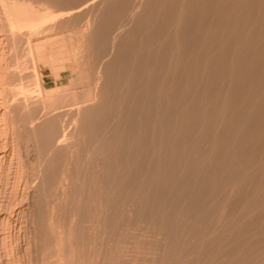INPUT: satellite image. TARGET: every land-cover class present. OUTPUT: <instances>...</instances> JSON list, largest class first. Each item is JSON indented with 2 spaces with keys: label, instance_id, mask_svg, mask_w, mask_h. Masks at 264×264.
<instances>
[{
  "label": "bare ground",
  "instance_id": "6f19581e",
  "mask_svg": "<svg viewBox=\"0 0 264 264\" xmlns=\"http://www.w3.org/2000/svg\"><path fill=\"white\" fill-rule=\"evenodd\" d=\"M67 2H68V0H66ZM79 1V0H78ZM81 1V0H80ZM79 1V2H80ZM91 1V0H90ZM103 1L104 0H102V3H103ZM112 1V0H111ZM114 1H116V0H114ZM119 1V0H118ZM126 0H124V2H125ZM131 1V0H130ZM136 1V0H135ZM134 1V2H135ZM138 1V0H137ZM149 1H151V2H153L152 0H149ZM158 1H160V0H158ZM158 1H157V3H158ZM66 2V3H67ZM73 2V0L72 1H70L69 2V4L71 5V3ZM82 2L83 1H81V4H82ZM88 2H89V0H88ZM87 2V0H86V3H88ZM108 2H109V0H108ZM120 2H121V0H120ZM126 2H128V1H126ZM125 2V3H126ZM132 2V1H131ZM144 2V1H143ZM148 2V1H147ZM150 2V4L149 3H147V4H149V6H148V10H149V8H151L152 6H151V4H154L155 5V3H151ZM154 2H156V1H154ZM63 3H64V1L63 0H0V8H2V10H3V12L2 11H0V14H1V12L4 14H1L2 16V18L4 19V16H5V23H6V26L5 27H7V29L9 30V36H7L6 35V37L5 38H7V37H10V35L12 36V38H17L18 37V34H17V32H21L22 33V29H23V31H24V29H25V32H26V30L27 31H32V29H36V28H40V27H47V25H49L50 24V22L51 21H55V20H58V18L60 17V18H62L61 16H63V15H65L66 13H68V12H66L63 8H64V5H63ZM75 3V2H74ZM83 3H85V2H83ZM94 3V2H93ZM93 3H92V6H93ZM98 3V2H97ZM104 3H107L106 1L104 2ZM115 3V2H114ZM119 2H117V4H118ZM124 3V4H125ZM133 3V2H132ZM137 3V2H136ZM145 3H146V1H145ZM161 3V5L158 3L157 5H160V7H158V9H155L153 12V14H151L150 15V13L149 12H147L146 11V9H143V10H145V12L144 13H149L147 16L148 17H150V16H152L150 19L149 18H147V20L149 21V24H147L148 25V27H149V30H146V32L147 31H149L148 32V34L145 32V35L146 36H143L142 37V35H140V36H138V37H136V40L134 41V42H132V40L133 39H131V40H129V41H131L130 43L128 42V40L126 41V42H128V47H125L126 45H124V47L121 49L120 47V51H119V53H117V52H115V54H117V60H119V64H116L115 65V69L114 68H110V69H114L116 72H115V75H112V76H114V77H112V80H108V78L106 79V82H110V87L108 86V83H106L107 84V86H108V89L110 88L111 89V91H109V92H112L113 94V96H112V99H113V104L115 103V102H118V97L116 96V94L117 93H119L120 92V90H121V93H122V90L124 89V88H122V89H120L121 87H125V85L127 86L123 91V96H120V99H121V97H123L122 98V100H119V102H121V101H123V106L122 105H117V110H118V107L119 106H122L123 107V112L121 113V114H123V116H121V118L122 117H124V119H125V121H126V124H125V127H122L121 126V128H123V129H120V130H118V131H115V133L111 136V138L109 139L110 140V142H109V144H105V142H103L102 141V146H104L103 145V143L106 145V146H108V145H112V143H111V141H113V140H115L114 141V143L116 142V145H117V143L118 142H120V144L119 145H121V147L120 146H118L119 148H120V150L119 151H117V152H115L116 154H112L111 153V149L108 147V148H106L107 149V151H105V152H107L106 154H109V156H110V154H112V156L114 155V158L116 159V162H115V160H114V158L112 159V160H114L113 162H115L114 164H110V167L108 166V164H107V166L110 168V169H112V170H116V172H119V171H124V169H126V167H128L129 166V164L126 162L127 161V159H130L131 161H129V162H134L135 164H136V166H135V168H134V170H129V172L127 171V173L128 174H126L127 176H129V180L127 181V179H126V182L127 183H124L125 185H123V186H121L122 188H123V190H124V194L123 195H125L124 197H122V195H120L121 196V199L123 200V202H120L119 203V201H118V203H116L117 204V206H115V207H118V204H120L121 205V207L119 206V208H120V210H122V205H125V204H127L129 201H132V200H130L129 199V201H128V198L130 197L129 196V194H128V192H130V191H128L127 192V190H128V188L130 187V185H132V184H136V183H143L144 184V186L145 187H143L142 189L144 190V191H149V194L147 193V195H149V197H147V199H142V200H144V201H141L140 203V207H142V209L143 210H141V212H142V215L145 213V214H147V215H150V219L147 221V222H150V220H155V221H158L162 226H170L171 228H174L175 227V224H174V220L176 219L175 217H174V220H173V216H170L171 217V219L170 218H168V216L166 217L165 215H164V211L162 212L161 211V208H162V206L163 205H167V203L168 204H172V205H176L177 204V202H179V201H177L178 199H179V194L181 193H179V187H181V185H189L190 187H192V189L194 190V194H196V192H197V194H199V189L200 188H202V187H206V188H208V195L210 196V197H212L211 195L212 194H215V192H214V190H215V188L217 189L218 187V185H221V183L219 184V180H220V177L219 176H221L222 174H223V169L225 168L226 170H231L232 168L231 167H233L234 166V158L235 157H237L238 156V153H241V149H243V147L240 149L239 147H241V145H243V144H250L249 146L252 148V154H251V156H253V158L254 157H257L258 155H261V154H264L263 152H264V0H162V2H160ZM56 4V5H55ZM59 4V5H58ZM60 4H62L63 5V8L61 7L62 5H60ZM96 4V3H95ZM95 4H94V6H95ZM99 4V3H98ZM131 4V3H130ZM129 4V5H130ZM141 4V3H140ZM147 4H145V6H147ZM69 5V7H71V9L70 10H72L71 12H74L73 10H74V8H75V6H73V5H71L70 6ZM77 5H78V3H77ZM108 5H110V3L108 4ZM123 5V4H122ZM68 6V5H67ZM91 6V7H92ZM117 6V5H116ZM121 6V5H120ZM119 6V7H120ZM127 6V5H126ZM130 6H133V4L132 5H130ZM139 6V4L137 5V7ZM151 6V7H150ZM86 7V6H85ZM109 7V6H108ZM113 7V6H112ZM118 6L116 7V8H119ZM122 7V6H121ZM125 7V6H124ZM129 7V6H128ZM137 7H135V8H137ZM143 6H141L140 7V10H141V8H142ZM156 7V6H155ZM78 7H76V9H77ZM106 8V7H105ZM104 8V9H105ZM110 9V11H111V7H109ZM134 8V7H133ZM147 8V7H146ZM153 8V7H152ZM76 9H75V12L76 13H78L77 11H76ZM94 9V11H95V8H93ZM101 9V8H100ZM104 9H103V13H104ZM107 9V8H106ZM123 9V8H122ZM83 10H85V9H83ZM108 10V11H109ZM113 10V9H112ZM126 10H128V9H126ZM135 10V9H134ZM138 10V9H137ZM151 10V9H150ZM69 11V10H68ZM86 11V10H85ZM90 11H91V9H90ZM107 11V10H106ZM118 11V10H117ZM119 11H120V8H119ZM125 11V10H124ZM129 11H131V10H129ZM80 12V11H79ZM102 12V11H101ZM100 12V13H101ZM135 12H136V10H135ZM137 12H139V11H137ZM137 12H136V14H137ZM141 12V11H140ZM75 13V14H76ZM82 13V12H81ZM107 14H108V12H106ZM110 13V12H109ZM111 13H113V14H116V12L114 13V12H111ZM128 13V12H127ZM143 13V12H142ZM144 13H143V15H144ZM69 14V13H68ZM74 14V13H73ZM80 14V13H79ZM84 14H86V13H84ZM124 14V13H123ZM141 14V13H140ZM139 14V15H140ZM70 15V14H69ZM68 15V16H69ZM78 15V14H77ZM95 15V14H94ZM105 15V14H104ZM112 15V14H111ZM80 16V15H79ZM84 16V15H83ZM91 16H92V14H91ZM101 16V15H100ZM109 16V15H108ZM124 16V15H123ZM146 16V14H145V16H144V18L142 19V15H140L139 17H138V20H137V23H135L136 25V27H135V29H134V27H133V29H134V31L133 32H129V33H126L127 35H128V37H131L133 34H137L138 35V32L140 31V30H142V31H144L142 28L144 27H142L141 28V25H142V22H143V20L147 17ZM153 16H155V22H153L152 20L154 19V17ZM0 17V18H1ZM78 17V16H77ZM82 17V16H81ZM81 17H80V21L82 20L81 19ZM87 17V16H86ZM93 17V16H92ZM107 17V16H106ZM105 17V18H106ZM114 17V19H115V17L116 16H113ZM59 18V19H60ZM65 19H66V17H64ZM95 18V17H94ZM101 18V17H100ZM102 18H104V17H102ZM124 18V17H123ZM129 18V17H128ZM153 18V19H152ZM64 19V20H65ZM84 19V18H83ZM108 19V18H107ZM107 19H104L105 21L107 20ZM110 19V18H109ZM118 19V18H117ZM117 19H116V21H117ZM136 19V18H135ZM60 20H62V19H60ZM100 20H102V19H100ZM125 20V19H124ZM59 21V20H58ZM103 21V20H102ZM112 21V20H111ZM111 21H108V22H111ZM127 21H129V20H127ZM131 21V20H130ZM152 21V23H150ZM56 22V21H55ZM61 22V21H60ZM63 22V21H62ZM68 22V21H67ZM101 22V21H100ZM118 22V21H117ZM120 22V21H119ZM135 22V21H134ZM144 22H147L146 21V19L144 20ZM143 22V23H144ZM4 22H3V24H5ZM63 23H65V22H63ZM70 23H71V21H70ZM70 23H67V27H68V24L70 25ZM104 23V22H103ZM106 23V22H105ZM128 23V22H127ZM132 23V22H131ZM1 20H0V28H1ZM98 24H99V22H98ZM97 24V25H98ZM101 24H102V22H101ZM113 24V23H112ZM130 24V23H129ZM129 24H128V26H129ZM171 24H172V26H171ZM59 25V24H58ZM61 26H62V24H60ZM83 25V24H82ZM89 25V24H88ZM96 25V26H97ZM104 25V24H103ZM117 25V24H116ZM120 25V24H119ZM122 25V24H121ZM173 25H174V28L175 29H173V30H170V29H168V27L169 26H171V27H173ZM61 26H60V28H61ZM72 26V25H71ZM108 26V25H107ZM118 26V25H117ZM123 26V25H122ZM122 26H121V28H122ZM130 26H131V24H130ZM145 26H146V23H145ZM53 27H55V26H53ZM64 27H65V25H64ZM86 27V26H85ZM101 27H102V25H101ZM109 27H110V25H109ZM132 27V26H131ZM171 27H169V28H171ZM74 28V27H73ZM99 29H100V27H98ZM111 28V27H110ZM114 28V27H113ZM118 28V27H117ZM141 28V29H140ZM147 28V26L146 27H144V29H146ZM4 29V28H3ZM3 29H0V30H3ZM45 29V28H44ZM51 29V28H50ZM59 29V28H58ZM86 29V28H85ZM104 28H102V30H103ZM108 29V28H107ZM107 29H105L104 30V32H106V30ZM115 29V28H114ZM114 29H110V30H114ZM120 29V28H119ZM125 29V28H124ZM151 29V30H150ZM52 30V29H51ZM56 30H57V28H56ZM101 30V29H100ZM102 30L100 31L101 33H103L102 32ZM127 30V29H126ZM129 30H130V28H129ZM175 30V31H174ZM36 31V30H35ZM38 31V30H37ZM86 31V30H85ZM93 31V30H92ZM99 31V30H98ZM97 31V32H98ZM108 31V30H107ZM117 31H119V30H117ZM121 31V30H120ZM132 31V30H131ZM171 31H173V32H171ZM6 32V31H5ZM38 32H40V31H38ZM52 32V31H51ZM57 32V31H56ZM59 32V31H58ZM78 31H76V33H77ZM88 32V31H87ZM89 32H91L90 30H89ZM127 32V31H126ZM141 32V31H140ZM139 32V33H140ZM1 33V32H0ZM43 33H45V32H43ZM49 33V32H48ZM53 33V32H52ZM71 33H73V32H71ZM74 33H75V31H74ZM107 33V32H106ZM122 33V32H121ZM133 33V34H132ZM143 33V32H142ZM141 33V34H142ZM2 34V33H1ZM7 34V33H6ZM17 34V35H16ZM23 34H27V33H23ZM34 34V33H33ZM78 34V33H77ZM77 34H76V38H77ZM109 34V33H108ZM114 34L116 35L117 34V32H114ZM113 34V35H114ZM16 35V36H15ZM82 35V34H81ZM85 34L83 33V36H84ZM100 35V34H99ZM102 35V34H101ZM103 35H104V33H103ZM103 35H102V37H103ZM111 35V34H110ZM113 35H111V36H113ZM19 36H20V34H19ZM24 36H26V35H24ZM27 36H28V34H27ZM31 36V35H30ZM29 36V37H30ZM41 36V35H40ZM74 36V34H72V37ZM86 36V35H85ZM84 36V37H85ZM104 36H106V35H104ZM123 36H125V35H123ZM39 37V36H38ZM69 37V36H68ZM71 37V38H72ZM83 37V38H84ZM91 37V36H90ZM102 37H101V39H102ZM114 37V36H113ZM112 37V38H113ZM122 37V36H121ZM127 37V36H126ZM125 37V38H126ZM127 37V38H128ZM5 38H3V39H5ZM11 37H10V39H12ZM15 38V40H17ZM24 39L26 38V37H23ZM59 38V37H58ZM73 38H75V37H73ZM72 38V39H73ZM108 38V37H107ZM111 38V37H110ZM110 39V40H113V39ZM2 39V40H3ZM55 39V38H54ZM57 39V38H56ZM78 39H79V37H78ZM80 39H82V38H80ZM100 39V40H101ZM106 39V38H105ZM115 39V38H114ZM121 39H123V38H121ZM7 40V39H6ZM15 40H13V41H15ZM22 40V39H21ZM21 40H20V43H21ZM57 40H60V39H57ZM56 40V41H57ZM74 40V39H73ZM83 40V39H82ZM81 40V41H82ZM117 40V39H116ZM5 41V40H4ZM19 41V40H18ZM27 41V40H26ZM46 41L47 40H45L44 41V43H45V45H48V43H46ZM51 40L49 39L48 40V42L49 43H51L50 42ZM55 41V40H54ZM55 41V42H56ZM71 41V40H70ZM107 41V40H106ZM122 41V40H121ZM124 41V40H123ZM161 41V42H160ZM8 42V41H7ZM7 42H5L6 44H7ZM15 42H17V41H15ZM14 42V43H15ZM60 42V41H59ZM78 42V41H77ZM90 42V41H89ZM108 42V41H107ZM112 42V41H111ZM158 42H160L159 44V46L157 47L156 45H155V47H153L154 48V55L153 56H148V58H150L149 60H147V57H145L146 59L145 60H147V63L145 64V63H143L142 61H137V60H135V58L136 57H134V60H135V62H133V60H132V58L133 57H131V52L135 49V48H137L138 50H140V49H142V47L144 48L145 46L147 47L145 50H147L148 49V47L150 48L154 43L155 44H157ZM13 43V44H14ZM18 44H19V42H17ZM44 43L42 42V44L41 45H37V46H35L34 44V47H36V50H38L39 51V53H40V49H42L43 48V45H44ZM82 43V42H81ZM84 43L85 42H83L82 44L84 45ZM93 43H94V41H93ZM103 43V42H102ZM106 43V42H105ZM118 43H120V41L118 42ZM118 43H116V44H118ZM12 44V43H11ZM10 44V45H11ZM17 44V45H18ZM23 44V43H22ZM21 44V45H22ZM29 44H31V43H29ZM71 44H72V42H71ZM92 44V43H91ZM101 44V43H100ZM111 44V43H110ZM115 44V45H116ZM25 45V44H24ZM53 45V44H52ZM72 45H74V44H72ZM89 45H90V43H89ZM106 45V44H105ZM104 45V46H105ZM114 45V44H113ZM7 46H9L8 44H7ZM75 46V45H74ZM73 46V47H74ZM79 46H80V43H79V45H77V47L78 48H76V50L78 49L79 50ZM92 46V45H91ZM94 46V45H93ZM102 46V45H101ZM100 46V47H101ZM108 45H106V47H107ZM110 46H112V44L110 45ZM109 46V47H110ZM118 46V45H117ZM154 46V45H153ZM13 47H16V46H13ZM22 47V46H21ZM29 47V46H28ZM45 47V46H44ZM76 47V46H75ZM80 47H82L83 48V46L81 45ZM84 47H86V46H84ZM98 47L99 46H97V48H96V50H98ZM45 48H47V47H45ZM45 48H43L44 50L43 51H45ZM62 48V47H61ZM126 50H125V49ZM2 49V48H1ZM7 49H9V48H7ZM24 48H22V50H23ZM35 49V48H34ZM103 49V48H102ZM106 49V48H105ZM115 49V48H114ZM126 51V53L125 52H122V51H124V50ZM137 49H135V50H137ZM150 49H152V47L150 48ZM36 50H34V51H36ZM53 50V49H52ZM75 50V49H74ZM75 50V51H76ZM137 50V51H138ZM144 50V49H143ZM4 51V50H3ZM2 51V52H3ZM9 51V50H8ZM8 51H6V52H8ZM10 51H12V50H10ZM25 51V50H24ZM27 51V50H26ZM29 51V50H28ZM37 51V52H38ZM47 51V50H46ZM81 51V50H80ZM90 51V50H89ZM112 51V50H111ZM110 51V52H111ZM150 51V50H149ZM152 51H153V49H152ZM151 51V53H153ZM172 51H174V55H173V57H170V55H169V53L171 52L172 53ZM5 52V51H4ZM15 52V51H14ZM30 52V51H29ZM41 52H42V50H41ZM66 52V51H65ZM82 52V51H81ZM98 52V51H97ZM106 52H108V51H106ZM109 52V53H110ZM144 52V51H143ZM142 52V53H143ZM1 53V52H0ZM24 53V52H23ZM26 53V52H25ZM24 53V54H25ZM48 53V52H47ZM82 53H84V52H82ZM91 53V52H90ZM89 53V54H90ZM99 53V52H98ZM113 53V52H112ZM122 53H123V55H122ZM126 55H125V54ZM137 53V52H136ZM146 53V52H145ZM170 53V54H171ZM5 54V53H4ZM8 54V53H7ZM10 54H13V53H11L10 52ZM49 54V53H48ZM80 54V53H79ZM85 54V53H84ZM104 54V53H103ZM102 54V55H103ZM134 54V56H136V54L135 53H133ZM132 54V55H133ZM139 54H140V52H139ZM173 54V53H172ZM172 54H171V56H172ZM3 55V54H2ZM14 55V54H13ZM72 55V54H71ZM75 55V54H74ZM77 55V54H76ZM95 54H93V56H94ZM148 55V54H147ZM48 55H46V57H47ZM68 56V55H67ZM82 56V55H81ZM98 56H100L101 57V55H98ZM137 56H138V54H137ZM139 56H141V55H139ZM138 56V57H139ZM1 57V61H3L2 60V56H0ZM10 57V56H9ZM14 57H15V55H14ZM38 57V56H37ZM40 57V56H39ZM43 57V56H42ZM75 58H78L79 56H74ZM97 57V56H96ZM111 56L110 55H108V58H110ZM19 58V57H18ZM20 58H22V57H20ZM20 58H19V60H20ZM50 57H48L47 58V60L49 59ZM74 59L73 57H71L70 56V59ZM81 58V57H80ZM79 58V59H80ZM115 58V57H114ZM144 58V57H143ZM173 58V59H172ZM11 59H13V56H12V58ZM25 59V58H24ZM69 59V61H71ZM79 59H78V62H79ZM96 59V58H95ZM115 59V60H116ZM142 59V58H141ZM173 61H172V60ZM16 60V62L14 63V64H16L17 63V59H15ZM18 60V61H19ZM22 60V59H21ZM50 60V59H49ZM100 60V59H99ZM103 60H104V58H103ZM110 60V59H109ZM116 60V61H117ZM143 60V59H142ZM25 61H27V60H25ZM25 61H22L23 63H25ZM77 61V60H76ZM105 61V60H104ZM112 61H113V58H112ZM121 61V62H120ZM136 61L137 62H139V63H136ZM78 62H76L77 64H78ZM103 62V61H102ZM106 62V61H105ZM109 62V61H108ZM144 64V65H146L145 66V68L144 69H142L143 67L141 66V68L139 69V71H137V73L140 75V79L139 80H136V79H134L133 78V76L134 75H131L132 74V72H131V66L133 65V63H136V65L137 64ZM2 63V62H1ZM6 63H8V62H6ZM12 63V62H11ZM21 63V62H20ZM26 63H29V60H28V62H26ZM47 63V62H46ZM73 63H74V61H73ZM75 63V64H76ZM80 63V62H79ZM107 63V62H106ZM13 64V65H14ZM105 64V63H104ZM141 64V65H142ZM2 65V64H1ZM1 65H0V67H1ZM11 65V64H10ZM81 65H83L82 63H81ZM101 65V64H100ZM110 65H111V63H110ZM136 65H133V66H136ZM4 66H5V62H4ZM6 66H9V65H6ZM12 66V65H11ZM15 67H16V65H14ZM18 66V65H17ZM21 67L20 68H22V65H20ZM24 66H26V65H24ZM52 66V65H51ZM107 66H109V64L107 65ZM28 67V66H27ZM31 67H32V65H31ZM81 67H83V66H81ZM100 67V66H99ZM138 67V66H137ZM136 67V68H137ZM12 68H13V66H12ZM11 68V70H14V69H12ZM26 68V67H25ZM33 68H34V66H33ZM78 68H79V66H78ZM98 68V67H97ZM107 69H108V67H106ZM106 68L104 67V69L106 70ZM7 69H9V67H7ZM7 69H5L4 70V68H3V70L5 71V72H7ZM17 69V68H16ZM27 70H28V68H26ZM25 69V70H26ZM31 69V68H30ZM80 69V68H79ZM79 69H78V71H79ZM99 69V68H98ZM104 69H102L103 70V73H104ZM137 69V70H138ZM0 70H2L1 68H0ZM2 70V71H3ZM19 70H21V69H19ZM32 70V69H31ZM76 70V69H75ZM83 70H84V67H83ZM82 70V71H83ZM33 71V70H32ZM85 71V70H84ZM107 71V70H106ZM109 71V70H108ZM111 71V70H110ZM1 72V71H0ZM9 72H12V71H9ZM9 72H7V74L9 73ZM17 72V71H16ZM15 72V73H16ZM20 72V71H19ZM22 72V71H21ZM24 72V71H23ZM23 72H22V74H23ZM26 72V71H25ZM29 73L31 72V71H28ZM28 72H26V73H28ZM34 72V71H33ZM52 72V71H51ZM59 72V71H58ZM79 72H81V71H79ZM79 72H77V74L79 73ZM97 72V71H96ZM14 73V72H13ZM13 73H11V76H12V74ZM85 73H87V72H85ZM84 73V74H85ZM109 73V72H108ZM3 74V73H2ZM1 74V75H2ZM18 74V73H17ZM20 75H22L21 73H19ZM52 74V73H51ZM82 74V73H81ZM84 74H82L83 76H84ZM114 74V73H113ZM165 74H168V75H173L174 76V78H171V79H173V80H171V81H169V80H166L168 77H166V79H164V78H161V76L162 75H164V76H166ZM16 75V74H15ZM105 75V74H104ZM167 75V76H168ZM7 76V75H6ZM31 76H33V75H31ZM98 77H99V75H97ZM107 76V75H106ZM109 76V75H108ZM163 76V77H164ZM177 76V77H176ZM4 77V76H3ZM8 77V76H7ZM9 77H10V75H9ZM17 77V76H16ZM30 77V76H29ZM33 77H35V76H33ZM78 77H80V76H78ZM77 77V78H78ZM82 77V76H81ZM87 77V76H86ZM139 77V76H138ZM171 77V76H170ZM0 78H2L1 76H0ZM11 78H13V77H11ZM15 78V77H14ZM13 78V79H14ZM19 78V77H18ZM23 78V77H22ZM27 78V77H26ZM83 78V77H82ZM16 79V78H15ZM14 79V80H15ZM25 79V78H24ZM24 79H21V80H24ZM85 79V78H84ZM83 79V80H84ZM0 80H2V79H0ZM4 80V79H3ZM8 80V79H7ZM7 80H6V82H7ZM14 80H12L13 82H14ZM30 80H31V78H30ZM36 80H37V77H36ZM35 80V81H36ZM87 80H89L88 78H87ZM96 80H97V78H96ZM105 80V79H104ZM5 81V80H4ZM11 81V80H10ZM26 81H29V80H26ZM78 81V80H77ZM9 82V81H8ZM16 82H18V81H16ZM30 82V81H29ZM33 82V81H32ZM38 82V81H37ZM83 82V81H82ZM4 83V82H3ZM24 83V82H23ZM22 83V84H23ZM87 83V82H86ZM85 83V84H86ZM95 83H96V81H95ZM98 83V82H97ZM15 82H14V87H15ZM29 83H27L26 85H28ZM36 84H38V83H36L35 82V86H36ZM73 84V83H72ZM81 84H83V83H81ZM105 84V85H106ZM133 84H138V89H134L133 88ZM4 85V84H3ZM11 84H9V86H10ZM19 85H21V83L20 84H18V85H16V88H18V89H22L21 88V86H19ZM24 85V84H23ZM31 86H32V84H30ZM34 85V84H33ZM76 85V84H75ZM78 86H79V84H77ZM12 86V85H11ZM10 86V87H11ZM20 88H19V87ZM38 86V85H37ZM36 86V87H37ZM81 86V85H80ZM79 86V87H80ZM92 86H94V85H92ZM96 86V85H95ZM99 86H101V85H99ZM103 86H104V84H103ZM106 86V87H107ZM135 87L137 86V85H134ZM6 87V86H5ZM10 87H8V85H7V89L8 90H10L9 88ZM34 87V86H33ZM35 87V88H36ZM105 86L103 87L104 89L106 88ZM40 88V87H39ZM38 87L36 88V90H38L39 89ZM65 89L66 87H62V89ZM67 88H69V86H67ZM66 88V89H67ZM72 88H73V86H72ZM77 88V87H76ZM87 88V87H86ZM92 88H95V87H92ZM101 88V87H100ZM102 88V89H103ZM133 88V89H132ZM137 88V87H136ZM4 89L5 88H3L2 86H1V81H0V165H2L3 164V162H5L6 161V159L8 158V149L6 148L7 147V145H6V143L4 144V142L1 140L2 139V136H4L5 135V133H6V131H8V128L10 127L9 126V124L11 125V123H9V120L11 121L12 120V115H11V118H9V115L10 114H12V112L13 111H11L10 113H8L11 109H13V110H15V108H17V107H20V105L19 106H17V107H15L14 105V107L13 108H11L10 110H9V108L7 107V104H6V102H8V101H6L5 99V97H4V92L6 91H4ZM59 89V88H58ZM62 89H60V90H57L58 91V93H59V91H60V93L62 92V91H64V90H62ZM88 89V88H87ZM87 89H85V93H84V90H83V93L81 92V94H83V97L85 96V99L87 98V97H89L90 95H88L87 94V92H86V90ZM103 89V93H104V91L107 89H105L104 90ZM107 89V90H108ZM8 90H7V92H8ZM12 90H13V87H12ZM20 90H19V95H18V93H17V95L19 96H17L18 98L17 99H19V100H25V99H22L20 96H23V95H20ZM27 90H29V89H27ZM31 90V89H30ZM35 90V89H34ZM41 90V89H40ZM46 90V89H45ZM70 90V89H69ZM90 89H88V91H89ZM106 90V91H107ZM18 91V90H17ZM16 91V89H15V91H11V93L10 94H13L12 92H17ZM23 91V90H22ZM32 92H33V90H31ZM39 91V90H38ZM37 91V92H38ZM52 91V90H51ZM55 93H53V94H56V90H53ZM72 91V90H71ZM82 91V90H81ZM95 91V90H94ZM23 92H25V91H23ZM22 92V94H24V96H25V94L27 93L28 94V92H25V93H23ZM35 92V91H34ZM33 92V93H34ZM70 92V91H69ZM92 92V91H91ZM90 92V93H91ZM39 93V92H38ZM52 93V92H51ZM51 93H48L47 94V97L48 98H45L44 100V102H45V104H46V100H49V105L50 106H53L54 104L57 106V108H61V110H62V106H59L58 107V103H61V102H64L65 103V101H70V103H69V105L70 106H72V108H70L69 106L67 107V105H65L64 107L66 108H70V109H67V110H73V106H77V105H79V104H81V103H83V101H81V99L80 98H82L83 99V97H82V95H77L76 93H74V92H71V93H66L65 94V92H64V94H63V92H62V94H61V96L60 97H58L59 96V94H58V98H55L54 96L52 97V94ZM100 93H101V91H100ZM5 94H6V92H5ZM9 94V95H10ZM29 94H31V93H29ZM35 94V93H34ZM80 94V93H79ZM102 94V93H101ZM7 95V94H6ZM5 95V96H6ZM8 95V96H9ZM31 95H33V94H31ZM36 95H38L37 93L34 95V97L36 96ZM40 95V94H39ZM95 94H93L92 96H94ZM106 95H109V94H107V92H106ZM119 95V94H118ZM30 96V95H29ZM79 98H78V97ZM105 96V95H104ZM103 96V97H104ZM110 96V95H109ZM16 97V96H15ZM33 97V96H32ZM95 97V96H94ZM108 97V96H107ZM23 98H27V97H23ZM36 98V97H35ZM37 98H39V96L37 97ZM37 98H36V100H37ZM77 98H78V100H77ZM90 99L92 98V97H89ZM89 98H87V100L89 99ZM98 99H99V97H97ZM105 98H106V96H105ZM110 98V97H109ZM117 98V99H116ZM8 99H10V97L8 98ZM13 99H15L14 98V95H13ZM31 99V98H30ZM30 99H27V100H29V103H30ZM95 99V98H94ZM107 99V98H106ZM11 100H12V98H11ZM10 100V101H11ZM33 100V99H32ZM35 100V101H36ZM91 100H93V99H91ZM96 100V99H95ZM94 100V101H95ZM17 101V100H16ZM39 101V100H38ZM40 101H41V99H40ZM84 101H86V100H84ZM99 101H102V100H99ZM107 101V100H106ZM111 101V100H110ZM14 102V101H13ZM13 102L12 103H10V105L11 104H13ZM21 102H23V101H20V103ZM28 101H26L25 103H27ZM32 102V101H31ZM48 102V101H47ZM89 102V101H88ZM9 103V102H8ZM18 102H15V104H17ZM24 103V104H25ZM35 103H37V102H35ZM58 105H57V104ZM100 103H102L103 105H104V103L105 102H100ZM122 103V102H121ZM28 104V103H27ZM30 104H33V103H30ZM38 104V103H37ZM37 104H35V105H37ZM41 106L44 104V103H42V101H41ZM44 104V105H45ZM63 104V103H62ZM92 103H90V105H91ZM101 104V105H102ZM9 105V104H8ZM18 105V104H17ZM34 105V104H33ZM82 105V104H81ZM86 105V104H85ZM95 105V104H94ZM105 105H107V104H105ZM105 105L103 106V108H104V110H102L101 111V106H100V108H97V109H100V111H101V113H104V111H106L105 109ZM5 106L8 108V112H7V109L5 108ZM12 106V105H11ZM29 106V105H28ZM40 106V105H39ZM39 106L37 107V108H39ZM40 106V107H41ZM47 106V104L45 105V107ZM56 106H55V109H57L56 108ZM76 106L74 107V108H76ZM96 106V105H95ZM113 106V105H112ZM21 107H22V105H21ZM24 107H26V106H24ZM36 107V106H35ZM82 107V106H81ZM91 107V106H90ZM99 107V106H98ZM115 107H116V105H115ZM27 108V107H26ZM25 108V109H26ZM33 108V107H32ZM41 108H43V107H41ZM49 108H54V107H46V108H44V109H46V110H48L47 112L49 113V111L51 110V109H49ZM77 108H79V106L77 107ZM108 108V107H107ZM6 109V110H5ZM19 109H21V108H19ZM23 109V108H22ZM40 109V108H39ZM55 109H52V110H55ZM84 109V108H83ZM116 109V108H115ZM119 109H120V107H119ZM236 110L235 112H233V110ZM30 110V109H29ZM51 110V111H52ZM60 110V111H61ZM75 110V109H74ZM79 110V109H78ZM77 110V111H78ZM109 110V109H108ZM20 111V110H19ZM28 111V110H27ZM33 111V110H32ZM34 111H35V108H34ZM36 111H37V109H36ZM41 111H43V110H41ZM57 111H58V109H57ZM59 111V112H60ZM62 111H64V110H62ZM61 111V112H62ZM66 111V110H65ZM84 111H85V109H84ZM88 111V110H87ZM95 111H97L96 109H95ZM100 111L98 112L99 114H100ZM111 111V110H110ZM109 111V113H112V115H114V113L112 112V111H114V110H112L111 112ZM122 111V110H121ZM120 110H118V112H121ZM21 112V111H20ZM39 112H40V110H39ZM45 112V111H44ZM58 112V114H60ZM71 112V111H70ZM73 112V111H72ZM93 112V111H92ZM107 112V111H106ZM115 112V111H114ZM15 113H16V110H15ZM35 113V112H34ZM37 114H39L38 112H36ZM35 113V114H36ZM55 113V112H54ZM67 113V112H66ZM77 113V112H76ZM94 113H97V112H94ZM109 113H107V114H109ZM116 113H117V111H116ZM14 114V113H13ZM23 114H25V113H23ZM26 114H27V112H26ZM45 114V113H44ZM69 114H71V113H69ZM73 114V113H72ZM79 114H81L82 115V117H81V119H82V121H84V122H87V124H86V126H84L85 124H80L81 125V127L79 126V128H81V130H84L83 132L81 131V130H79V131H81L82 133H85V131L87 132V133H89V135L90 136H93L92 134H95V131L97 130V127H99V124H101V123H98L99 122V119L98 118H95L94 116H96V117H99V116H97L98 114H96V115H92V113H87V112H84V113H79ZM120 114V113H119ZM16 116H17V114H15ZM15 115H13V117L15 116ZM34 115V114H33ZM50 115V114H49ZM57 115V114H56ZM61 115V114H60ZM60 115H57V116H60ZM65 115V114H64ZM76 115V114H75ZM116 115V114H115ZM15 116V117H16ZM36 116V115H35ZM43 116V115H42ZM41 116V117H42ZM51 116V115H50ZM52 116H53V114H52ZM61 116H63V114L61 115ZM70 116V115H69ZM72 116V115H71ZM92 116V117H91ZM104 116V115H103ZM111 116V115H110ZM119 116V115H118ZM17 117H19V116H17ZM17 117H16V119H17ZM31 117V116H30ZM95 118V119H98V121H96L97 123H95V121H92V118ZM21 118V117H20ZM23 118V117H22ZM29 118V117H28ZM37 118H38V116H37ZM37 118H35V119H37ZM47 118V117H46ZM66 118V117H65ZM72 119H73V117H71ZM116 118H118V117H116ZM115 118V119H116ZM15 119V118H14ZM25 119H27V118H25ZM44 119V118H43ZM49 120H45L46 122L43 124V125H41V124H39L40 125V127H38L37 128V130H36V136H37V134H38V136H39V138H40V140H41V144H40V146H42V148L44 149V152H45V149H47V153H48V148L50 149V147L51 146H60L61 145V147H65V143H64V145L62 146V142H64V138H65V134L67 133L68 134V132H63V131H65V129L63 130V128H65L63 125H62V127H61V125L59 126V118L58 117H55V118H52L51 117V119L50 118H48ZM75 119V118H74ZM80 119V120H81ZM112 119H113V116H112ZM30 120H32V119H30ZM29 120V121H30ZM34 120V119H33ZM68 120V119H67ZM76 120V119H75ZM75 120H74V122H75ZM78 120V119H77ZM106 120V119H105ZM111 120V119H110ZM119 120H120V118H119ZM21 121V120H20ZM20 121H18L19 123H21ZM69 121V120H68ZM67 121V122H68ZM109 121V120H108ZM113 121H114V119H113ZM117 121V120H116ZM15 121H13L12 120V123H14ZM24 122V121H23ZM33 122V121H32ZM64 122H66L65 120H64ZM63 121H62V123H64ZM66 122V123H67ZM81 122V121H80ZM118 122V121H117ZM122 122V121H121ZM217 122H219V123H217ZM27 123V122H26ZM31 123V122H30ZM30 123H27L26 124V126L29 124V126L27 127V128H31L34 124H32V126H30ZM120 123V122H119ZM15 124V123H14ZM37 124H38V121H37ZM69 124V123H68ZM67 124V125H68ZM106 124V123H105ZM111 124V123H110ZM109 124V125H110ZM122 124V123H121ZM120 124V125H121ZM220 126H219V125ZM13 125V124H12ZM15 125H17V123L15 124ZM20 126H21V124H19ZM23 125H25L24 123H23ZM71 125V124H70ZM75 125V124H74ZM114 125V124H113ZM119 125V124H118ZM123 125H124V123H123ZM216 125H218V127H219V129H218V127L216 126ZM26 126L24 127V128H26ZM38 126V125H37ZM66 126V125H65ZM76 126V125H75ZM104 126V125H103ZM107 126V125H106ZM112 126V125H111ZM116 126V125H115ZM17 127V126H16ZM23 127V126H22ZM36 127V126H35ZM71 127V126H70ZM108 127V126H107ZM110 127V126H109ZM11 128H13V126L11 127ZM19 128V127H18ZM62 128V129H61ZM68 128V127H67ZM66 128V129H67ZM78 128V127H77ZM113 128H115V127H113ZM117 128V127H116ZM217 128V129H216ZM17 129V128H16ZM23 129V128H22ZM61 129V130H60ZM106 129V128H105ZM108 129V128H107ZM21 130V129H20ZM19 130V131H20ZM63 130V131H62ZM68 130V129H67ZM100 130V133H101V128L99 129ZM111 130V129H110ZM117 130V129H116ZM12 131V130H11ZM25 131V130H24ZM27 131V130H26ZM26 131H25V133H26ZM71 131V130H70ZM108 131H109V129H108ZM113 131H114V129H113ZM76 132V131H75ZM98 132V131H97ZM96 132V133H97ZM111 132V131H110ZM109 132V133H110ZM214 132H215V134L217 133V135H215L214 134ZM16 133V132H15ZM29 132H27V134H28ZM64 133V134H63ZM81 133V134H82ZM100 133H98L99 135H100ZM102 133H104V131L102 132ZM105 133H106V131H105ZM70 134V133H69ZM107 135H111V134H108V132L106 133ZM105 134V135H106ZM14 135V134H13ZM17 135V134H16ZM26 135V134H25ZM74 135V134H73ZM76 135H77V133H76ZM78 135H80L79 133H78ZM89 135H87V137L89 136ZM106 135V136H107ZM15 136V135H14ZM14 136H12V137H14ZM21 136V135H20ZM24 136V135H23ZM33 136V135H32ZM35 136V135H34ZM98 136V135H97ZM97 136L96 135H94V137H93V139H96L97 138ZM101 136V135H100ZM103 136V135H102ZM101 136V137H102ZM215 136V137H214ZM11 137V136H10ZM11 137V138H12ZM96 137V138H95ZM10 138V139H11ZM15 138V140H17L16 138V136L14 137ZM19 138V137H18ZM22 138H24V137H22ZM22 138H21V140H22ZM31 138V137H30ZM38 138V139H39ZM66 138H69L68 137V135H67V137ZM70 138H72V137H70ZM100 138V137H99ZM104 138V137H103ZM107 138V137H106ZM35 139H37V138H35ZM82 139V138H81ZM87 139H89V138H87ZM108 139V138H107ZM211 139V141H212V144L210 143V147L208 146L209 145V143H207V142H209V140ZM12 140V139H11ZM28 140V139H27ZM66 140V139H65ZM68 140V139H67ZM66 140V141H67ZM70 141L72 140V139H69ZM74 140H75V138H74ZM92 140V138L90 139V142H92L91 141ZM101 140V139H100ZM106 140V139H105ZM104 140V141H105ZM31 141V140H30ZM69 141V142H70ZM81 141V140H80ZM84 141H85V139H84ZM83 141V142H84ZM94 141V140H93ZM17 142V141H16ZM18 142H19V140H18ZM72 142H73V140H72ZM86 142H88V141H86ZM97 142H99V139L97 140ZM96 141L94 142V143H96V145L98 144ZM101 142V141H100ZM108 142V141H107ZM106 142V143H107ZM31 143V142H30ZM32 143H33V141H32ZM40 143V142H39ZM75 143V142H74ZM78 143V142H77ZM81 143V142H80ZM113 143V144H114ZM207 143V146L209 147V148H211V149H209V153L208 154H204L203 153V151H204V149L202 148V146L203 145H205ZM35 144V143H34ZM34 144H31V145H34ZM86 144V143H85ZM91 144V143H90ZM90 144H89V147H90ZM22 145H24V141H23V144ZM22 145H20L21 146V148H22ZM27 145V144H26ZM25 145V146H26ZM39 145V144H38ZM78 145V144H77ZM82 145H83V143H82ZM88 145V144H87ZM92 145H93V143H92ZM101 145H100V148H101ZM110 145V146H111ZM115 145V144H114ZM115 145V146H116ZM18 147H19V145H17ZM48 146H50V147H48ZM71 146V145H70ZM69 146V147H70ZM74 146H76V145H74ZM113 147V150H114V148L116 149V147ZM226 148H225V147ZM248 146V145H247ZM63 147V148H64ZM93 147V146H92ZM96 147V146H95ZM118 147H117V149H118ZM228 147H230L229 148V150L227 149ZM245 148H246V146H244ZM27 148V147H26ZM35 148H36V146H35ZM70 148H72V147H70ZM77 148V147H76ZM78 148H80L79 147V145H78ZM81 148H83L82 146H81ZM78 149V151L80 152V150H82V149ZM86 148H88V147H86ZM112 148V147H111ZM19 149V148H18ZM39 149H41V148H39ZM52 149H54V150H56L55 148H51L50 150L52 151ZM68 149V146H66V150ZM104 149V148H103ZM109 149V150H108ZM206 149H207V147H206ZM205 149V150H206ZM240 149V150H239ZM248 149H250L249 147H248ZM17 150V149H16ZM53 150V151H54ZM58 150H60V149H58L57 148V152H58ZM62 150V149H61ZM64 150V149H63ZM62 150V151H63ZM77 150V149H76ZM92 150H94V149H92ZM99 150V149H98ZM24 151V150H23ZM22 151V152H23ZM31 151V150H30ZM34 151H36L35 152V155H36V153H37V150H34ZM34 151H33V153H34ZM50 151V152H51ZM53 151L51 152V153H53ZM69 150H67V152H68ZM71 151H72V149H71ZM75 151V150H74ZM83 151V150H82ZM97 150H95V152H96ZM100 151H103V150H100ZM237 151H239L238 153H237ZM243 151V150H242ZM248 151V150H247ZM28 152H29V149H28ZM76 153H77V151H75ZM74 152V153H75ZM78 152V153H79ZM87 152V151H86ZM90 152H92V151H90ZM105 152H104V154H105ZM113 152V151H112ZM206 152H208V151H206ZM19 153V152H18ZM46 153V152H45ZM62 153V152H61ZM80 153H83V152H80ZM85 153V152H84ZM97 153V152H96ZM237 153V154H236ZM243 153V152H242ZM13 154V153H12ZM22 154V153H21ZM24 154H27V153H24ZM39 154H40V152H39ZM65 154V153H64ZM63 154V155H64ZM235 154H236V156H235ZM244 154V153H243ZM242 154V155H243ZM47 155H49V154H47ZM62 155V154H61ZM67 155V154H66ZM66 155H64L65 156V159H67L68 157H66ZM72 155V154H71ZM77 155V154H76ZM82 155V154H81ZM91 155V154H90ZM92 155H93V153H92ZM95 155V154H94ZM97 155V154H96ZM96 155H95V157H96ZM241 155V154H240ZM247 155V154H246ZM25 156H27V155H25ZM29 156V155H28ZM38 156V155H37ZM78 156H79V154H78ZM83 156V155H82ZM85 156V155H84ZM98 156V155H97ZM262 156V155H261ZM264 156V155H263ZM18 157V156H17ZM44 157H46V156H44ZM44 157H42V159L44 158ZM50 157V156H49ZM51 157H53V155H51ZM63 157V156H62ZM76 157V156H75ZM80 157V156H79ZM111 157H110V160H111ZM241 157V156H240ZM249 157H250V155H249ZM20 158H21V156H20ZM37 158V157H36ZM93 158V157H92ZM99 158H100V156H99ZM104 158V157H103ZM244 158H247L245 155H244ZM243 158V160H246V159H244ZM34 159V158H33ZM38 159V158H37ZM36 159V160H37ZM51 159V158H50ZM64 159V160H65ZM70 159V158H69ZM78 159H80V158H78ZM90 159V158H89ZM97 159H98V157H97ZM249 159V158H248ZM252 159V158H251ZM255 159H257V158H254V161H252V163H251V160L249 159V164L251 165H253L254 163H256V160ZM259 159V158H258ZM257 159V160H258ZM261 159V158H260ZM260 159H259V161H260ZM263 159V158H262ZM12 160H13V158H12ZM27 160V159H26ZM25 160V161H26ZM39 160V159H38ZM43 160H48V159H43ZM43 160H41V161H43ZM52 160H53V158H52ZM55 160V159H54ZM53 160V163H56L55 161ZM104 160V159H103ZM237 160V159H236ZM242 160V159H241ZM253 160V159H252ZM19 161H22V160H19ZM19 161L17 162V163H19ZM59 161V160H58ZM63 161V160H62ZM74 161V160H73ZM78 160H76V162H77ZM80 161H81V159H80ZM96 161V160H95ZM97 161H99V160H97ZM234 161V162H233ZM238 161V160H237ZM262 161V160H261ZM24 162V161H23ZM32 162V161H31ZM35 162V161H34ZM50 162H52V161H50ZM83 162V161H82ZM104 163L106 162L105 160L103 161ZM102 162V163H103ZM108 162V161H107ZM110 162H112V161H110ZM233 162V163H232ZM245 161H243V165L244 164H246V162L244 163ZM254 162V163H253ZM264 162V161H263ZM10 163V162H9ZM27 163V162H26ZM33 163V162H32ZM40 163V162H39ZM53 163H50V165L51 164H53ZM66 162L64 161V164H65ZM68 163V162H67ZM79 163V162H78ZM93 163V162H92ZM100 163V162H99ZM217 163V165H218V163H219V165H221V167L219 168L218 166L216 167V169H215V164ZM230 163H232L233 164V166H231L230 165ZM238 163V162H237ZM241 163V162H240ZM259 163V162H258ZM258 163H256L255 165H257ZM22 164V163H21ZM30 164V163H29ZM44 164H48L49 165V163L47 162V163H44ZM57 164L58 163H56L55 165L57 166ZM62 164V163H61ZM60 164V165H61ZM63 164V170L65 169L64 168V165ZM91 164V163H90ZM106 164H104V165H106ZM128 164V166H126ZM249 164H248V166H249ZM264 164V163H263ZM16 165V164H15ZM18 165H20V164H18ZM54 164H53V167L55 166ZM70 165H71V163H70ZM74 165V164H73ZM85 165V164H84ZM99 164H97V166H98ZM230 165V166H229ZM239 165V164H238ZM251 165V166H252ZM10 166V165H9ZM28 166V165H27ZM26 166V167H27ZM33 166V165H32ZM39 167H40V164L38 165ZM42 166H43V164H42ZM41 166V167H42ZM131 167H130V169L132 168L133 169V165L131 164L130 165ZM240 166V165H239ZM248 166H247V168H248ZM262 166V165H261ZM260 166V167H261ZM16 167V166H15ZM35 167V166H34ZM33 167V169H35ZM46 167H48V166H46ZM52 167V168H53ZM58 167H59V165H58ZM68 167H69V165H68ZM77 167H78V165H77ZM96 167V166H95ZM94 167V168H95ZM212 167H214V169H212ZM224 167V168H223ZM227 167H230V168H227ZM241 167V166H240ZM239 167V168H240ZM245 166H243V167H241V169H242V172L243 171H245V170H243V168H244ZM12 168V167H11ZM30 168H32L31 166H30ZM43 168V167H42ZM42 168H40V169H42ZM45 168V167H44ZM60 168H61V166H60ZM60 168H56L57 170L56 171H60ZM66 168H67V165H66ZM104 168V167H103ZM106 168V167H105ZM104 168V169H105ZM247 168H245V169H247ZM249 168H251L250 166H249ZM9 169V168H8ZM17 169V168H16ZM25 169H27V168H25ZM47 169H49V168H47ZM67 169H71V168H67ZM73 169V168H72ZM71 169V170H72ZM74 169H76V167L74 168ZM73 169V170H74ZM89 169V168H88ZM87 169V170H88ZM104 169H103V171H104ZM233 169H236V167L235 168H233ZM232 169V171L234 172V173H237V172H235L234 170ZM241 169H240V171H241ZM18 170V169H17ZM22 170V169H21ZM27 170H29V169H27ZM45 170V169H44ZM54 170H55V168H54ZM63 170H61V171H63ZM66 170V169H65ZM92 170V169H91ZM106 170V169H105ZM109 169H107L106 171H108ZM226 170H225V172H226ZM248 170V169H247ZM259 170V169H258ZM258 170H256V171H258ZM20 171V170H19ZM37 170H35V172H36ZM48 171V170H47ZM49 171H51V170H49ZM48 171V173H50ZM52 171H53V169H52ZM55 171V172H56ZM60 171V172H61ZM78 171V170H77ZM80 171V170H79ZM93 171H94V169H93ZM92 171V172H93ZM96 172H97V169L95 170ZM111 171V170H110ZM178 171H180L182 174H183V178H181L180 176V178L181 179H179V177H178V179H177V176H178ZM236 171H238V168L236 169ZM32 172V171H31ZM40 172H41V170H40ZM43 172H45V171H43ZM58 172H56L55 173V178H56V175H58V174H60V177H61V175L62 174H64V173H58ZM84 172V171H83ZM113 172V171H112ZM125 172V171H124ZM248 172V171H247ZM34 173V172H33ZM33 173H31V174H33ZM37 174H38V171L36 172ZM36 173H34L33 175H36ZM68 173H71V172H69L68 171ZM74 173V172H73ZM72 173V174H73ZM108 173H111V172H109L108 171ZM177 173V174H176ZM7 174H8V171H7ZM17 174V173H16ZM41 174V173H40ZM46 174V173H45ZM53 174V173H52ZM76 174V173H75ZM89 174V173H88ZM95 174V173H94ZM97 174V173H96ZM95 174V175H96ZM101 174H104V172L103 173H101ZM106 174V173H105ZM112 174V173H111ZM121 174V173H120ZM124 174V173H123ZM122 174V175H123ZM249 174V173H248ZM260 174H262V173H260ZM22 175V174H21ZM44 175V174H43ZM48 175L49 174H47V177H48ZM51 175V174H50ZM70 175V174H69ZM77 175H79L78 173H77ZM95 175H93V177L95 176ZM99 175H100V173H99ZM98 175V176H99ZM113 175V174H112ZM114 175H116V177L118 176V173H114ZM121 175V176H122ZM125 174H124V177L126 176ZM223 175H225V173L223 174ZM239 175H241V173H239ZM244 175H245V173H244ZM252 175V174H251ZM16 176V175H15ZM20 176V175H19ZM26 176V175H25ZM54 176H52L53 178H54ZM103 176V175H102ZM110 176V177H109ZM108 177L109 178H111V175H109ZM226 176V175H225ZM227 176H230V174L228 175L227 174ZM260 176H262V175H260ZM259 176V177H260ZM28 177V176H27ZM37 177V176H36ZM58 177V176H57ZM66 177H67V175H66ZM66 177H65V181H66ZM92 177V176H91ZM90 177V178H91ZM92 177V178H93ZM100 177H101V175H100ZM104 177H106V175H104ZM115 177V178H116ZM123 177V176H122ZM122 177H120V178H122ZM224 177V176H223ZM235 177H237V176H235ZM234 177V178H235ZM240 177H242V175L241 176H239L238 178L239 179H241ZM247 177V176H246ZM246 177H245V179H246ZM251 177V179H252V176H250ZM259 177L257 178L258 180H259ZM23 178V177H22ZM21 178V179H22ZM30 178V177H29ZM44 178V177H43ZM49 178V177H48ZM63 178H64V176H63ZM62 178V179H63ZM88 178V177H87ZM94 178H96V176L94 177ZM94 178H93V180H94ZM102 178V177H101ZM107 178V177H106ZM108 178V179H109ZM127 178V177H126ZM193 178V179H192ZM227 178V177H226ZM229 178V177H228ZM233 177H232V179H234ZM261 178V177H260ZM7 179V178H6ZM10 179V178H9ZM18 179V178H17ZM45 179V178H44ZM57 179V178H56ZM60 179V178H59ZM73 179V178H72ZM74 179H75V177H74ZM81 179V178H80ZM82 179H84V178H82ZM81 179V180H82ZM112 179V178H111ZM114 179V178H113ZM118 179V178H117ZM192 179V180H191ZM61 180V179H60ZM90 180H92V179H90ZM96 180H97V178L95 179V182H96ZM103 180V179H102ZM120 180V179H119ZM224 181H225V179H223ZM222 180V181H223ZM226 180H228V179H226ZM230 180V179H229ZM253 180V179H252ZM256 180V179H255ZM254 180V181H255ZM257 180V181H258ZM261 180H263V179H261ZM15 181V180H14ZM18 181H20V180H18ZM34 181V178H33V180L31 179V183ZM43 181V180H42ZM48 181H50V180H48ZM53 181L55 182L56 180H54L53 179ZM58 181V180H57ZM56 181V182H57ZM65 181H63V184H64V182ZM69 181V180H68ZM79 181V180H78ZM77 181V182H78ZM86 181V180H85ZM89 181V180H88ZM104 181H106V182H109L110 180H104ZM233 181H236V180H233ZM243 180H240V182H242ZM255 182V184H256V186L258 187V182H260V181H258V182ZM264 181V180H263ZM262 181V182H263ZM9 182V181H8ZM17 182V181H16ZM44 182V181H43ZM46 182V181H45ZM44 182V183H45ZM54 182H51V183H54ZM61 182V181H60ZM93 182V181H92ZM91 182V183H92ZM98 182H100V180L98 181ZM115 182H117V181H115ZM114 182V184H116ZM120 182H123L122 180L120 181ZM125 182V181H124ZM261 182V183H262ZM7 183V182H6ZM20 183V182H19ZM24 183V182H23ZM27 183V182H26ZM48 183V182H47ZM58 183H59V181H58ZM71 183H72V181H71ZM74 183V182H73ZM80 183V182H79ZM89 183V182H88ZM109 183H111V182H109ZM109 183H107V184H109ZM119 183V182H118ZM117 183V185L119 186V184ZM132 183V184H131ZM145 183H146V185H145ZM238 183V182H237ZM245 183V182H244ZM250 184H251V182H249ZM253 183V182H252ZM43 184V183H42ZM46 184V183H45ZM56 184V183H55ZM53 184V186H56V185H58L59 187H60V185H61V187H62V184ZM77 184V183H76ZM95 184V183H94ZM100 183H98V185H99ZM103 184V183H102ZM104 184H105V182H104ZM114 184H113V182H112V185L114 186ZM123 184V183H122ZM230 184H231V182H230ZM234 184H236V183H234ZM241 184V183H240ZM246 184H248V183H246ZM254 184V185H255ZM1 185V184H0ZM14 185V184H13ZM48 185V184H47ZM70 185V184H69ZM72 185H74V184H72ZM81 185V184H80ZM82 185H83V183H82ZM81 185V186H82ZM85 185H88V184H85ZM96 185H97V183H96ZM97 185V186H98ZM101 185V184H100ZM112 185H110L111 187H113ZM17 186V185H16ZM31 186V185H30ZM91 186H92V184H91ZM95 186V185H94ZM96 186V187H97ZM103 186H106V185H103ZM116 186V185H115ZM114 186V187H115ZM129 186V187H128ZM139 186V185H138ZM233 186V185H232ZM234 186H236V185H234ZM239 186V185H238ZM243 186H244V184H243ZM264 186V185H263ZM64 187V186H63ZM83 187V186H82ZM89 187V186H88ZM100 187V186H99ZM98 187V188H99ZM120 187V186H119ZM120 187V188H121ZM135 187H136V185H135ZM190 187H187V188H189L190 189ZM220 187V186H219ZM223 187V186H222ZM225 187V186H224ZM223 187V188H224ZM245 188H246V186H244ZM256 187V188H257ZM24 188V187H23ZM45 188V189H44ZM43 189L44 190H46V188H48L46 185H45V187H44ZM55 188H57V189H61V188H58V187H55ZM73 188V187H72ZM71 188V189H72ZM75 188H78V186L77 187H75ZM80 188V187H79ZM92 188V187H91ZM107 188H109V186H107ZM116 188V187H115ZM133 188V186L131 187V189ZM136 188H140V187H136ZM221 188V187H220ZM222 188V189H223ZM242 188V187H241ZM254 188V187H253ZM24 189H26V188H24ZM64 189V188H63ZM86 189H87V187H86ZM89 189H90V187H89ZM93 191L95 192V187H93ZM101 189V188H100ZM106 189V188H105ZM110 189V188H109ZM119 189V188H118ZM127 189V190H126ZM137 189V190H138ZM181 189H183L182 187H181ZM219 189V188H218ZM231 189V188H230ZM248 189L249 190H252V188H250V186H249V184H248ZM261 189H263V188H261ZM260 189V186H259V190H261ZM27 190V189H26ZM49 190H53L52 188H50ZM48 189L46 190V192L47 191H49ZM55 190V189H54ZM54 190L52 191V193L54 192ZM66 190V189H65ZM73 190V189H72ZM71 190V191H72ZM77 190V189H76ZM90 190H92V189H90ZM90 190H87V193H88V191L90 192ZM111 190V189H110ZM126 190V191H125ZM132 190H134V189H132ZM136 190V191H137ZM139 190H141V188L139 189ZM192 190V191H193ZM232 190H234L233 188H232ZM238 190V189H237ZM242 190H244V188L242 189ZM246 191H247V188L245 189ZM249 190L247 191L248 193H253V192H258V191H256L255 189H253V190H255V191H251V192H249ZM28 191V190H27ZM42 191V190H41ZM71 191H70V193H71ZM92 191V192H93ZM97 191V190H96ZM99 191V190H98ZM108 191V190H107ZM112 191H114V189H112ZM112 191H109V192H111L112 193ZM116 192H117V190H115ZM114 191V192H115ZM119 191H120V189H119ZM136 191H134L135 193H137ZM142 191V190H141ZM144 191H143V193H144ZM146 191V192H147ZM176 191V192H175ZM177 191H178V195H177ZM188 191V190H187ZM199 191V192H198ZM202 191V190H201ZM215 191H217V190H215ZM239 191V190H238ZM262 191V190H261ZM264 191V190H263ZM63 192V191H62ZM75 192H77V191H75ZM78 192H80V191H78ZM83 191H81V193H82ZM92 192H90V194L92 193ZM101 192V191H100ZM115 192V193H116ZM122 192V189H121V191H120V193ZM132 192V191H131ZM133 192V193H134ZM139 192V191H138ZM145 192V193H146ZM190 193H191V191H189ZM231 192V191H230ZM244 192V191H243ZM242 192V193H243ZM246 192V193H247ZM27 193H29V192H27ZM55 193H56V191H55ZM55 193H53L54 195H55ZM65 193V192H64ZM103 193H106V191L105 192H103ZM110 193V194H111ZM143 193H141V196H143L142 194ZM145 193H144V195H145ZM183 193V192H182ZM186 193V192H185ZM201 193V192H200ZM203 193H204V190H203ZM218 193H221V192H218ZM218 193H216L217 195H218ZM229 193V192H228ZM236 193V192H235ZM238 193V192H237ZM40 194V193H39ZM42 194V196L43 195H45V194H43V193H41ZM49 195L51 194V193H48ZM60 194H61V192H60ZM66 194V193H65ZM64 194V195H65ZM75 194V193H74ZM77 194V193H76ZM85 194V193H84ZM90 194H88L89 196H90ZM107 194H109V193H107ZM113 194V193H112ZM117 194V197H118V193H116ZM140 194V193H139ZM189 193H187L186 195H188ZM197 194H196V196H197ZM202 194V193H201ZM222 194V193H221ZM231 194V193H230ZM234 194V193H233ZM232 194V195H233ZM244 194V193H243ZM253 194H255V193H253ZM257 194V193H256ZM260 194V193H259ZM262 194L264 195V193L262 192ZM19 195V194H18ZM37 195V194H36ZM47 195V194H46ZM46 195H45V197H46ZM62 195V194H61ZM64 195H62V196H64ZM70 195V194H69ZM88 195H87V197H88ZM91 195H95L94 193L93 194H91ZM98 195H99V192H98ZM105 195V194H104ZM114 195V194H113ZM112 195V196H113ZM147 195H145L144 197H146ZM180 195H183V194H180ZM185 195V196H186ZM200 195V194H199ZM205 195H206V193H205ZM208 195H206V200L209 198H207V196ZM226 195V194H225ZM240 195H242L241 194V192H240ZM245 196H246V194H244ZM248 196L250 195V194H247ZM252 195V194H251ZM261 195V194H260ZM41 196V195H40ZM48 196V195H47ZM53 196V195H52ZM55 196H57V195H55ZM55 196H53V200H55ZM66 196H67V194H66ZM71 196V195H70ZM75 196V195H74ZM103 195H101V197H102ZM106 196H108V195H106ZM136 196V195H135ZM202 196H204V195H202ZM201 196V197H202ZM229 196V195H228ZM231 196V195H230ZM238 196V195H237ZM1 197V196H0ZM14 197V196H13ZM30 197V196H29ZM33 197V196H32ZM76 197V196H75ZM110 197V196H109ZM109 197H105L104 199H111V197L109 198ZM136 197H138V195L136 196ZM140 197V196H139ZM188 197V200H189V196H187ZM186 197V198H187ZM194 197V196H193ZM198 197V196H197ZM200 197V196H199ZM216 197H218V196H216ZM224 197V196H223ZM222 197V198H223ZM227 197V196H226ZM257 197H259V196H257ZM263 197V196H262ZM261 196H260V198H262ZM31 198V197H30ZM34 198V197H33ZM32 198V199H33ZM58 198V197H57ZM62 198V197H61ZM77 198H78V194H77ZM99 198H100V195H99ZM116 198V197H115ZM114 198V196H113V199H115ZM120 197H118V199H119ZM142 198V197H141ZM182 198H183V196L182 197H180V199L182 200ZM204 199H205V196L203 197ZM233 198H234V196H233ZM249 198V197H248ZM5 199V198H4ZM31 199V200H32ZM37 199H38V197H37ZM43 199H44V196H43ZM42 199V197H41V199H39V200H41L39 203H37V204H42L43 202H44V200ZM47 199V198H46ZM67 199V198H66ZM100 199H102V198H100ZM99 199V200H100ZM120 199V200H121ZM136 199V198H135ZM190 199H192L191 197H190ZM211 199V198H210ZM209 199V200H210ZM213 199V198H212ZM220 199L221 198H219L218 199V201L219 202H221L220 201ZM245 199V198H244ZM9 200V199H8ZM27 200V199H26ZM30 200V201H31ZM42 200H43V202H42ZM62 200V199H61ZM75 200V199H74ZM82 200V199H81ZM96 200H97V198H96ZM98 200V201H99ZM112 200V199H111ZM116 200V199H115ZM141 200V199H140ZM139 200V201H140ZM180 200V201H181ZM183 200H184V198H183ZM187 200V199H186ZM183 201L184 203L185 202H187V201ZM223 200V199H222ZM226 200V199H225ZM243 200V199H242ZM241 200V201H242ZM249 200V199H248ZM250 200H252V198H250ZM36 200H34V202H35ZM51 201V200H50ZM89 201V200H88ZM94 203H95V198H94ZM93 201H92V198H91V205L93 204ZM102 201V200H101ZM105 201V200H104ZM106 201H109L110 202V200H106ZM105 201V202H106ZM114 200H112L111 202H113ZM117 201V200H116ZM138 200H137V203L139 202ZM191 201V200H190ZM194 201H196L197 202V199H193L192 200V202H190V203H194L195 204V202ZM200 201V200H199ZM198 201V202H199ZM212 201V200H211ZM211 201H209V202H211ZM217 201V200H216ZM254 201V200H253ZM258 201V200H257ZM10 202V201H9ZM36 202H38V200L36 201ZM42 202V203H41ZM47 202V201H46ZM73 203H75L74 201H72ZM71 202V203H72ZM86 202V201H85ZM90 202V201H89ZM88 202V203H89ZM100 202V201H99ZM110 202V203H111ZM127 202V203H126ZM136 201H134L133 203H135ZM202 203H203V199H202V201H201ZM200 202V203H201ZM218 202V203H219ZM234 202V201H233ZM254 202H256V201H254ZM27 203V202H26ZM45 203V202H44ZM51 203V202H50ZM60 203V202H59ZM80 203V202H79ZM82 203H84L83 201H82ZM98 203V202H97ZM104 203V202H103ZM108 203V202H107ZM110 203H109V206H112V205H110ZM130 203V202H129ZM129 203H128V205H129ZM181 203V202H180ZM184 203H182V205L184 204ZM188 203V202H187ZM200 203L198 204V203H196V205L198 204V205H200ZM201 203V204H202ZM205 203V202H204ZM211 203H213V202H211ZM216 203V202H215ZM223 203H224V201H223ZM228 203V202H227ZM242 203H243V201H242ZM245 203V202H244ZM248 203H249V201H248ZM247 203V204H248ZM252 203V202H251ZM258 203V205H259V201L257 202ZM47 204V203H46ZM52 204V203H51ZM76 204H78V203H76ZM111 204H113V203H111ZM171 204H170V206H171ZM208 204V203H207ZM210 204V203H209ZM219 204H221V203H219ZM230 204V203H229ZM236 204V203H235ZM234 204V205H235ZM238 204V203H237ZM261 204V203H260ZM264 204V203H263ZM1 205V204H0ZM35 205V204H34ZM89 205V204H88ZM94 205L95 204H93V208H94ZM106 205H108V204H106L105 203V206ZM127 205V206H128ZM138 205V204H137ZM177 205H180L179 203L177 204ZM188 205L189 204H187V206L186 207H188ZM190 205H192V204H190ZM189 205V206H190ZM198 205L196 206V207H198ZM203 205V204H202ZM205 205V204H204ZM211 205V204H210ZM228 205V204H227ZM226 205V206H227ZM231 205V204H230ZM248 205H250V204H248ZM255 205H256V203H255ZM254 205V206H255ZM262 205V204H261ZM38 206V205H37ZM43 206V205H42ZM50 205H48V207H49ZM55 206V205H54ZM72 206V205H71ZM76 206V205H75ZM81 206V204L79 205V207ZM86 206H87V203H86ZM126 206V207H127ZM131 206V205H130ZM133 206V205H132ZM136 206V205H135ZM184 206L185 205H183V209L184 210H186V207L184 208ZM195 206V205H194ZM209 206V205H208ZM214 206V205H213ZM219 207H220V205H218ZM223 207V208H227V207ZM238 206V205H237ZM239 206H241V205H239ZM251 206H253V204L251 205ZM15 207V206H14ZM45 207V206H44ZM52 207V206H51ZM84 207H85V204H84ZM96 207V206H95ZM113 207V206H112ZM111 207V208H112ZM123 207H125V206H123ZM138 208H139V205L137 206ZM137 207H135L136 208V210L138 209ZM168 207V206H167ZM174 207V206H173ZM173 207H171V210L173 209ZM176 207V206H175ZM174 207V208H175ZM193 208L194 209V207L193 206H190L189 207V209L190 208ZM201 207V206H200ZM198 208L199 210L202 208ZM222 207V206H221ZM229 207H231V206H229ZM228 207V208H229ZM248 207H250V206H248ZM256 207H258V206H256ZM255 207V208H256ZM260 207V206H259ZM258 207V208H259ZM264 207V206H263ZM6 208H7V205H6ZM71 208V207H70ZM90 208H92L91 206L89 207V209ZM104 208H106V207H104ZM131 208V207H130ZM164 208V207H163ZM165 208H166V206H165ZM179 208H182L181 207V205H180V207ZM231 208H233V207H231ZM247 208V207H246ZM10 209V208H9ZM38 209H40V206H39V208ZM44 209V208H43ZM58 209V208H57ZM65 209V208H64ZM74 209V208H73ZM80 209V208H79ZM82 209V208H81ZM113 209V208H112ZM189 209H187V210H189ZM193 209H192V211H193ZM211 209H213V208H211ZM222 209V208H221ZM235 209H238V208H235ZM234 209V210H235ZM249 209V208H248ZM254 209V208H253ZM48 210H49V208H48ZM88 210V209H87ZM87 210H83L84 212H86ZM94 210H96L95 208H94ZM93 210V211H94ZM119 210V211H120ZM126 209L124 208V210L123 211H125ZM134 210V209H133ZM135 210V211H136ZM170 210V209H169ZM174 210V209H173ZM175 210H177V212L179 213L180 211H178V207L175 209ZM180 210V209H179ZM214 210V209H213ZM217 210V209H216ZM215 210V212H217ZM229 210V209H228ZM243 210H246V209H244L243 208ZM251 210V209H250ZM256 210V209H255ZM6 211V210H5ZM29 211V210H28ZM32 211V210H31ZM39 211V210H38ZM41 212H37L36 211V213H39V215H40V213H42V208H41V210H40ZM47 211V210H46ZM45 211V212H46ZM82 211V210H81ZM90 212H91V214H92V217H94L95 218V220L97 221L98 220V222H99V219H96V216L100 213L99 211V213L97 214V210L95 211L96 212V214L93 212L92 213V210L90 209L89 210ZM100 211H102V210H100ZM113 211V215H114V212H116L114 209L112 210ZM122 211V212H123ZM135 211H133V212H135ZM144 211V212H143ZM166 211V210H165ZM183 211V210H182ZM191 210H189V212H190ZM196 211V212H195ZM195 211H193L192 213H196L197 214V212H199V211H197V210H195ZM222 211V210H221ZM253 211V210H252ZM258 212H259V210H257ZM261 211H262V209H261ZM263 211H264V209H263ZM59 212V211H58ZM62 212V211H61ZM73 212V211H72ZM90 212H87L86 214L88 215V218H89V215L90 214H88V213H90ZM109 212V211H108ZM189 212H187L186 211V213H189ZM243 212V211H242ZM246 212V211H245ZM5 213H7V212H5ZM33 213V212H32ZM36 213H35V216H36ZM47 213V212H46ZM48 213H50V212H48ZM127 213V212H126ZM174 213V212H173ZM182 213V212H181ZM191 213V214H192ZM224 213H225V211H224ZM223 213V214H224ZM252 213V212H251ZM257 213V212H256ZM260 213V212H259ZM262 213V212H261ZM52 214V213H51ZM50 214V215H51ZM63 214V213H62ZM68 215H69V213H67ZM71 214V213H70ZM78 214V213H77ZM84 214V213H83ZM86 214H84L85 216H86ZM94 214V215H93ZM102 214H103V216H105L106 217V215H104L105 214V212L103 213L102 212ZM101 214V215H102ZM118 214H120V213H118ZM118 214H115V218H118V217H122V218H125V216L124 215H122V216H120V215H118ZM123 214H124V212H123ZM133 214V213H132ZM166 214V213H165ZM175 214H176V211H175ZM174 214V215H175ZM180 214V213H179ZM179 214H177V218H178V215ZM185 214V213H184ZM191 214H189L190 216H191ZM194 214H192V215H194ZM215 214H218V213H215ZM220 214V213H219ZM226 214H228V212H227V209H226ZM234 214V213H233ZM238 213L236 212V215H237ZM254 214V213H253ZM42 215V217H40V220L43 218V215H45V213L43 212V214H41ZM50 215H49V217H50ZM74 215H75V212H74ZM73 215V216H74ZM79 215H80V212H79ZM82 215V214H81ZM96 215V216H95ZM100 215V214H99ZM113 215H111L112 216V218H113ZM118 215V216H117ZM128 215H130V214H128ZM136 215H137V213H136ZM141 215V216H142ZM173 215V214H172ZM182 215V214H181ZM213 215V214H212ZM225 215V214H224ZM224 215H221V217L222 216H224ZM235 215V216H236ZM262 215V214H261ZM16 216V215H15ZM34 216V217H35ZM46 216H48V215H46ZM57 216V215H56ZM71 216V215H70ZM83 216V215H82ZM82 216H81V218H82ZM109 216V213H108V215H107V217ZM117 216V217H116ZM134 216H135V213H134ZM133 216V217H134ZM138 216V215H137ZM136 216V217H137ZM139 216H140V214H139ZM141 216L139 217V218H141ZM176 216V215H175ZM184 216V215H183ZM182 216V217H183ZM210 216V218H211V215H209ZM241 216V215H240ZM244 216V215H243ZM256 216V215H255ZM263 216H264V214H263ZM25 217V216H24ZM52 217H54V216H52ZM61 217V216H60ZM66 217V216H65ZM78 217V216H77ZM99 217V216H98ZM106 217V218H107ZM136 217H135V220H137L136 219ZM148 217V216H147ZM180 217V216H179ZM185 217V216H184ZM213 217V216H212ZM230 217V216H229ZM234 217V216H233ZM238 216H236L235 218H237ZM259 217V216H258ZM37 218H39V217H37ZM37 218H35V219H37ZM45 218V217H44ZM64 218V217H63ZM67 218V220H68V217H66ZM86 218H87V216H86ZM85 218V219H86ZM90 218H91V216H90ZM93 218V219H94ZM102 219H103V217H101ZM106 218L103 220V221H105L106 220ZM122 218H121V220H122ZM128 218V217H127ZM138 218V217H137ZM146 218V217H145ZM189 218V217H188ZM191 218H192V216H191ZM199 218H201V217H199ZM203 218H204V216H203ZM205 218H206V216H205ZM203 219V220H206V219ZM208 218V217H207ZM214 218V217H213ZM217 218V217H216ZM219 218V217H218ZM223 218V217H222ZM226 218V217H225ZM231 218V217H230ZM239 218V217H238ZM243 218V217H242ZM244 218H245V216H244ZM249 218V217H248ZM49 219V218H48ZM52 219V218H51ZM54 219V218H53ZM61 219H62V217H61ZM61 219H59L60 221H61ZM83 219H84V216H83ZM82 219V220H83ZM92 219V220H93ZM110 219V218H109ZM119 219V218H118ZM143 219H144V217H143ZM181 219V218H180ZM194 221H195V216H194ZM197 219V218H196ZM232 219V218H231ZM34 220V219H33ZM40 220L38 219V221L40 222ZM43 221H45L44 219H42ZM50 220V219H49ZM48 220V221H49ZM114 220V219H113ZM112 220V221H113ZM120 220V219H119ZM126 220V219H125ZM134 220V219H133ZM139 220V219H138ZM137 220V221H138ZM142 220V219H141ZM177 220V219H176ZM175 220V223H177V221ZM186 220H188L187 218H186ZM189 220H191L190 218H189ZM211 220V219H210ZM219 220V219H218ZM224 220V219H223ZM233 220H234V218H233ZM237 220V219H236ZM3 221V220H2ZM5 221V220H4ZM35 221V220H34ZM34 221H32L33 223H34ZM42 221V222H43ZM64 221V220H63ZM69 221V220H68ZM70 221H72V220H70ZM85 221V220H84ZM88 221V223H89V219L87 220ZM102 221V220H101ZM116 221H117V219H116ZM116 221H113V222H115V224L117 223ZM123 221H124V219H123ZM140 221V220H139ZM146 221V220H145ZM171 221H173V222H171ZM201 221V220H200ZM31 222V223H32ZM41 222V224H39L40 226H42L44 223H42ZM46 222V221H45ZM54 222V221H53ZM52 222V220L48 223L49 224V226H51V224L53 223ZM56 222V221H55ZM55 222H54V224H55ZM86 222V221H85ZM106 222H109L108 220H106ZM127 223H128V220L126 221ZM158 222H156V223H158ZM189 222V221H188ZM195 222H197V220L195 221ZM199 222V221H198ZM197 222V223H198ZM203 222V221H202ZM206 222V221H205ZM256 222V221H255ZM263 222V221H262ZM29 223V222H28ZM30 223V224H31ZM51 223V224H50ZM58 223V222H57ZM71 223V222H70ZM82 223H83V221H82ZM87 223V222H86ZM104 223V222H103ZM122 223V222H121ZM126 223V224H127ZM129 223H130V220H129ZM128 223V224H129ZM133 223V222H132ZM137 223V222H136ZM178 223H179V220H178ZM178 223L176 224V226H178ZM35 224H36V222H35ZM37 224H38V222H37ZM62 224H63V222H62ZM90 224H92V223H90ZM98 224V223H97ZM97 224H95L96 226H97ZM100 224H102V222L100 223ZM100 224H99V228H101L100 227ZM187 224V223H186ZM194 224V227H195V223H193ZM193 224H191V225H193ZM206 224V223H205ZM211 224H212V222H211ZM211 224H209V226L208 227H210V225ZM216 224V223H215ZM236 224H237V222H236ZM264 224V223H263ZM33 225V224H32ZM31 225V226H32ZM56 225V224H55ZM55 225H53L54 227H55ZM59 224H57V226H58ZM67 225V224H66ZM69 226L71 225V224H68ZM80 225V224H79ZM82 225V224H81ZM83 225H84V223H83ZM82 225V226H83ZM105 225V224H104ZM108 225V224H107ZM110 225V224H109ZM121 225V224H120ZM130 225V224H129ZM136 225V224H135ZM146 225V224H145ZM196 225H198V224H196ZM226 225V224H225ZM253 225V224H252ZM21 226V225H20ZM45 226H46V228H47V222H46V224L44 225V226H42L43 228H36L37 230H42L43 231V229H45ZM63 226H64V224H63ZM69 226H68V228H69ZM78 226V225H77ZM81 226V227H82ZM95 226V227H96ZM102 226H103V224H102ZM111 226V225H110ZM109 226V227H110ZM115 226H118L117 224L115 225ZM122 226H123V228L124 227H127L126 225L124 226V222H123V224H122ZM164 226V227H165ZM172 226H174V227H172ZM180 226V225H179ZM188 226V225H187ZM204 226H206V225H204ZM219 226V225H218ZM227 226V225H226ZM236 226V225H235ZM234 226V227H235ZM244 227H245V224L243 225ZM254 226V225H253ZM34 227V226H33ZM36 227V226H35ZM59 227H61V225L59 226ZM80 227V228H81ZM109 227H107V228H104V229H108L109 230ZM129 227V226H128ZM127 227V228H128ZM135 227V226H134ZM138 227V226H137ZM148 227V226H147ZM170 227L168 228L170 231H171V229H170ZM192 227V226H191ZM193 227V228H194ZM228 227H229V224H228ZM49 228V227H48ZM62 228V227H61ZM67 228V229H68ZM70 228H72L71 226H70ZM76 228V227H75ZM92 228V227H91ZM102 228V229H103ZM118 228H119V226H118ZM121 229H122V227H120ZM120 228H119V230H120ZM126 228V229H127ZM136 228V227H135ZM151 228V227H150ZM163 228V227H162ZM179 228H181V226L179 227ZM178 228V229H179ZM212 228H213V226H212ZM217 228V227H216ZM220 228V227H219ZM50 229H51V227H50ZM56 229H57V227H56ZM76 229H78V228H76ZM96 229H98V228H96ZM103 229V230H104ZM110 229H111V227H110ZM116 229V228H115ZM154 229V228H153ZM175 229L176 228H174L173 230L175 231ZM206 229H208V228H206ZM215 229V228H214ZM229 229H231V228H229ZM255 229V228H254ZM264 229V228H263ZM34 230V229H33ZM47 230V229H46ZM64 230H65V227H64ZM64 230H62V232L64 231ZM74 230V229H73ZM72 230V231H73ZM78 230H80V229H78ZM86 230H89V229H86ZM92 230V229H91ZM94 230V229H93ZM113 230H114V228H113ZM123 230V229H122ZM122 230H120V233L122 232ZM129 230V229H128ZM151 229H149V231H150ZM158 230V233H161L162 234V232L160 231V229L158 228V229H156L155 231H157ZM162 230V229H161ZM172 230V231H173ZM197 230V229H196ZM202 230V229H201ZM212 230V229H211ZM211 230H209V231H211ZM226 230V229H225ZM234 230V229H233ZM246 230V229H245ZM253 230V229H252ZM19 231V230H18ZM47 231H49V229L47 230ZM47 231H46V233H47ZM55 231V229H52L51 230V232H54ZM59 231V230H58ZM61 231V230H60ZM83 231V230H82ZM100 231H102V230H100ZM115 232H116V230H114ZM125 231V230H124ZM133 231V230H132ZM152 231V230H151ZM154 231V230H153ZM162 231H164V230H162ZM167 231V230H166ZM169 231V232H170ZM178 231V230H177ZM183 231V230H182ZM181 231V232H182ZM204 231H206V230H204ZM203 231V232H204ZM242 231H244V230H242ZM259 231V230H258ZM16 232V231H15ZM21 232V231H20ZM50 231L48 232V236L50 237L49 239H50V241L49 242H51V237L53 238V236H51L50 235V233H51ZM69 232V231H68ZM97 232V231H96ZM144 232V231H143ZM168 232V231H167ZM168 232V233H169ZM176 232V231H175ZM174 232V233H175ZM180 232V231H179ZM190 232H191V230H190ZM214 232V231H213ZM213 232H212V234H213ZM227 232H228V230H227ZM251 232V231H250ZM254 232V231H253ZM30 233V232H29ZM43 233V232H42ZM45 232L43 233V236L46 234ZM55 234H56V232H54ZM73 233V232H72ZM71 233V234H72ZM80 232H78V234H79ZM88 233V232H87ZM90 233V232H89ZM94 233H95V231H94ZM93 233V234H94ZM118 233V232H117ZM147 233V232H146ZM151 233V232H150ZM164 233V232H163ZM168 233H166V234H168ZM186 233H187V231H186ZM192 233V232H191ZM197 233H198V231H197ZM208 233V232H207ZM223 233V232H222ZM34 234H37V233H35L34 232ZM60 234V233H59ZM58 234V235H59ZM67 234V233H66ZM70 234V233H69ZM91 234H92V232H91ZM101 234V233H100ZM99 234V235H100ZM103 234H105L106 235V233H103ZM108 235H109V233H107ZM112 234V233H111ZM113 234H114V232H113ZM132 234V233H131ZM165 234V235H166ZM179 234V233H178ZM251 234V233H250ZM256 234V233H255ZM1 235H3V234H1ZM37 235H39V231H38V234ZM41 235V234H40ZM62 235V234H61ZM65 235V234H64ZM63 235V237H65ZM73 235H75V234H73ZM81 235V234H80ZM79 235V236H80ZM86 235V234H85ZM96 235V234H95ZM97 235H98V233H97ZM102 235V234H101ZM108 235H107V237H108ZM116 235H119V234H116ZM133 235V234H132ZM152 235V234H151ZM173 235V234H172ZM171 235V236H172ZM188 235V234H187ZM200 235V234H199ZM198 235V236H199ZM216 235V234H215ZM228 235V234H227ZM227 235H226V237H227ZM231 235V234H230ZM249 235V234H248ZM8 236V235H7ZM48 236L46 237V235L43 237V240L41 241L44 245L45 244H47V243H44L43 241L44 240H48ZM57 237V235H54V237ZM60 236V235H59ZM67 236V235H66ZM79 236H77L76 237V240L77 239H81L82 238V235H81V238H79ZM120 236V235H119ZM131 236V235H130ZM168 237H169V235H167ZM166 236V237H167ZM170 236V237H171ZM177 236V235H176ZM189 236H191V235H189ZM194 236H196V235H194ZM206 236H207V234H206ZM212 236H214V235H212ZM239 236V235H238ZM245 236H247V235H245ZM251 236V235H250ZM261 236V235H260ZM4 237V236H3ZM9 237V236H8ZM33 237V236H32ZM47 238V239H44V238ZM56 237H55V239H56ZM62 237V236H61ZM61 237H60V239H61ZM71 237V236H70ZM73 237H75V236H73ZM73 237H72V240H74L73 239ZM91 237H92V239H93V236L91 235ZM114 237V236H113ZM127 237V236H126ZM134 237V236H133ZM154 237V236H153ZM161 237V236H160ZM165 237V236H164ZM167 237V239H170V238H168ZM175 237V236H174ZM173 237V238H174ZM180 237V236H179ZM202 237H203V235H202ZM210 237V236H209ZM208 237V238H209ZM216 237V236H215ZM18 238V237H17ZM35 238V237H34ZM34 238H32V239H34ZM41 238H42V236H41ZM58 238V237H57ZM68 238H69V235H68ZM67 238V239H68ZM83 238H85L84 236H83ZM87 238V237H86ZM119 238V237H118ZM125 238V237H124ZM138 238V237H137ZM158 238V237H157ZM196 238H198V237H196ZM195 238V239H196ZM220 238V237H219ZM231 238V237H230ZM233 238H234V236H233ZM245 238V237H244ZM253 238V237H252ZM1 240H2V238H0ZM4 239V238H3ZM6 239V238H5ZM55 239L53 238L52 240H54L53 242L55 243L56 241H55ZM64 239H66V238H64ZM99 239V238H98ZM117 239V238H116ZM135 239H136V237H135ZM163 239V238H162ZM161 239V240H162ZM172 239V238H171ZM207 239V238H206ZM237 239V238H236ZM250 239V238H249ZM31 240V239H30ZM57 240V239H56ZM58 240H59V238H58ZM62 241H63V239H61ZM70 240V239H69ZM68 240V241H69ZM87 240V239H86ZM91 240V239H90ZM125 240H127V239H125ZM125 240H124V242H125ZM172 240H175V239H172ZM177 240V239H176ZM182 240V239H181ZM198 240V239H197ZM204 240V239H203ZM211 240V239H210ZM213 240V239H212ZM241 240V239H240ZM244 240V239H243ZM4 241V240H3ZM60 241V240H59ZM80 242H81V245H82V241L81 240H79ZM78 241V242H79ZM89 241V240H88ZM87 241V242H88ZM92 241H96L97 242V240H95V236H94V240H91V242ZM130 241V240H129ZM168 241V240H167ZM177 241H179V240H177ZM199 241V240H198ZM246 241V240H245ZM250 241V240H249ZM2 242V241H1ZM0 242V243H1ZM36 242V241H35ZM34 242V243H35ZM38 242H40V241H38ZM52 242V243H53ZM70 242V241H69ZM72 242V241H71ZM70 242V244L72 245V243ZM83 242H85V241H83ZM96 242H94V243H96ZM107 242V241H106ZM149 242V241H148ZM170 242H171V240H170ZM175 242V241H174ZM180 242V241H179ZM179 242H178V244H179ZM201 242V241H200ZM203 242V241H202ZM206 242V241H205ZM228 242V241H227ZM234 242V241H233ZM236 242V241H235ZM241 242V241H240ZM37 243V242H36ZM35 243V244H36ZM75 243H76V241H75ZM86 243V242H85ZM109 243V242H108ZM135 243V242H134ZM144 243V242H143ZM160 243V242H159ZM185 243V242H184ZM187 243V242H186ZM185 243V244H186ZM211 243V242H210ZM245 243V242H244ZM43 244L41 245V246H43ZM62 244H63V242H62ZM65 244V243H64ZM63 244V245H64ZM70 244H69V246H70ZM74 244V243H73ZM78 244V247L80 246V244L79 243H77ZM77 244H74V246H76ZM84 244V243H83ZM91 244V243H90ZM90 244H88L90 247H91V245ZM106 244V243H105ZM104 244V245H105ZM125 244H127V241H126V243ZM158 244V243H157ZM171 244V243H170ZM181 244V243H180ZM198 244V243H197ZM201 244V243H200ZM212 244V243H211ZM221 244V243H220ZM224 244V243H223ZM223 244H221L222 246H223ZM231 244V243H230ZM28 245V244H27ZM51 246H52V248H53V246H59L60 244H50ZM66 245V244H65ZM64 245V246H65ZM93 245H95V244H93ZM92 245V246H93ZM100 245V244H99ZM159 245V244H158ZM176 245H177V242H176ZM237 245V244H236ZM240 245V244H239ZM261 245V244H260ZM34 246V245H33ZM40 246V245H39ZM49 247V244L48 245H46V247ZM63 246V247H64ZM68 246V247H69ZM74 246H71V247H73L72 249L74 250L75 249V247ZM83 246H85V244L83 245ZM128 246V245H127ZM148 246V245H147ZM152 246V245H151ZM153 246H155L154 244H153ZM161 246V245H160ZM164 246V245H163ZM210 246V245H209ZM221 246V247H222ZM238 246V245H237ZM259 246V245H258ZM257 246V248H259ZM2 247V246H1ZM5 246H3V248H4ZM26 247H28V246H26ZM48 247L45 249V248H43L42 247V250H43V252H44V249H45V251L47 250V252L51 249V248H49L48 249ZM60 247H61V245H60ZM59 247V248H60ZM70 247V248H71ZM78 247H77V249H78ZM86 247V246H85ZM96 247V246H95ZM103 247V246H102ZM122 247V246H121ZM131 247V246H130ZM178 247L180 248V245H178ZM188 247V246H187ZM192 247V246H191ZM212 247V246H211ZM230 247V246H229ZM233 247V246H232ZM253 247V246H252ZM25 248V247H24ZM35 248H37V247H35ZM55 248H58V247H54L53 249L55 250ZM62 248V247H61ZM61 248H60V250H61ZM87 248H89V247H87ZM119 248V247H118ZM129 248V247H128ZM132 248H133V246H132ZM143 248V247H142ZM159 248V247H158ZM164 248V247H163ZM175 248V247H174ZM183 247H181V249H182ZM185 248H186V246H185ZM249 248H251V247H249ZM249 248H247V249H249ZM255 248V247H254ZM264 248V247H263ZM17 249V248H16ZM19 249V248H18ZM31 249V248H30ZM40 249H41V247H40ZM53 249H51V250H53ZM66 249V251L69 249H67V248H65ZM82 250H83V248H81ZM93 249V248H92ZM95 249V248H94ZM93 249V250H94ZM108 249V248H107ZM111 249V248H110ZM176 249H178V248H176ZM191 249V248H190ZM214 249V248H213ZM222 249H224V248H222ZM236 249H237V247H236ZM238 249H239V247H238ZM246 249V250H247ZM261 249V248H260ZM1 250V249H0ZM63 251H64V248L62 249ZM76 250V249H75ZM81 250V251H82ZM84 250H86V249H84ZM83 250V251H84ZM91 250V249H90ZM90 250H88V253H89V251ZM92 250V252H94ZM95 250H97V249H95ZM113 250V249H112ZM140 250V249H139ZM188 250V249H187ZM37 251V250H36ZM39 252L41 251V250H38ZM37 251V252H38ZM56 251V250H55ZM62 251V252H63ZM68 251H70L69 253H71V250L69 249ZM67 251V252H68ZM77 251V250H76ZM82 251V254H84V252ZM87 251V250H86ZM103 251V250H102ZM108 251V250H107ZM115 251V250H114ZM166 251V250H165ZM184 251H186L185 249H184ZM183 251V252H184ZM228 251V250H227ZM250 251V250H249ZM264 251V250H263ZM262 251V252H263ZM4 252H6L5 250H4ZM17 252V251H16ZM27 252H28V250H27ZM35 252V251H34ZM38 252V253H39ZM42 252V251H41ZM42 252V253H43ZM46 252V253H47ZM61 252V251H60ZM65 252V251H64ZM78 252V251H77ZM91 252V253H92ZM175 252V251H174ZM181 252V251H180ZM187 252V251H186ZM186 252H184V253H186ZM229 252V251H228ZM245 252V251H244ZM255 252V251H254ZM7 253V252H6ZM25 253V252H24ZM33 253V252H32ZM36 253V252H35ZM34 253V254H35ZM51 253V252H50ZM57 253H58V251H57ZM95 253V252H94ZM113 253V252H112ZM129 253H131V252H129ZM176 253V252H175ZM229 253H231V252H229ZM241 253V252H240ZM252 253V252H251ZM10 254V253H9ZM43 254H45V252L43 253ZM49 254V253H48ZM60 254V253H59ZM64 254H66V252L65 253H63L62 255H64ZM98 254V253H97ZM132 254V253H131ZM187 254V253H186ZM185 254V255H186ZM189 254H190V252H189ZM197 255H198V253H196ZM242 254V253H241ZM29 255V254H28ZM30 255H31V253H30ZM36 255V254H35ZM47 255V254H46ZM51 255V254H50ZM58 255V254H57ZM56 255V256H57ZM61 255V254H60ZM68 254H66V256H67ZM71 255V254H70ZM86 254H84L83 256H85ZM88 255V254H87ZM86 255V256H87ZM90 255V254H89ZM105 255V254H104ZM111 255H113V254H111ZM137 255V254H136ZM167 255V254H166ZM195 255V254H194ZM230 255V254H229ZM238 255V254H237ZM261 255V254H260ZM40 256H45V255H40ZM40 256H39V258H40ZM53 256V255H52ZM55 256V255H54ZM53 256V257H54ZM91 256V255H90ZM110 256V255H109ZM130 256V255H129ZM133 256V255H132ZM147 256V255H146ZM176 256H177V254H176ZM196 256V255H195ZM202 256V255H201ZM200 256V257H201ZM231 256V255H230ZM239 256H240V254H239ZM261 256H264V255H261ZM22 257V256H21ZM46 258H47V256H45ZM51 257V256H50ZM63 258H64V256H62ZM114 257V256H113ZM117 257V256H116ZM192 257V256H191ZM194 257V256H193ZM197 257V256H196ZM215 257V256H214ZM229 257V256H228ZM232 257V256H231ZM256 257V256H255ZM18 258V257H17ZM42 258H44V257H41V260H42ZM56 258V257H55ZM63 258H61V259H63ZM98 258V257H97ZM120 258V257H119ZM141 258V257H140ZM139 258V259H140ZM146 258V257H145ZM186 258V257H185ZM189 258V257H188ZM216 258V257H215ZM238 258V257H237ZM241 258H242V256H241ZM245 258V257H244ZM263 258V257H262ZM48 259H50L49 257H48ZM51 259H53L52 257H51ZM72 259V258H71ZM89 259V258H88ZM147 259V258H146ZM171 259V258H170ZM194 259H195V257H194ZM219 258H217V260H218ZM227 259V258H226ZM243 259V258H242ZM246 259V258H245ZM44 260V259H43ZM54 260V259H53ZM94 260V259H93ZM110 260V259H109ZM119 260V259H118ZM123 260V259H122ZM125 260V259H124ZM150 260V259H149ZM154 260V259H153ZM157 260V259H156ZM187 260V259H186ZM190 259H188L187 261H189ZM216 260V261H217ZM258 260H259V258H258ZM39 261V260H38ZM61 261V260H60ZM60 261H59V263H60ZM63 262L65 261V260H62ZM81 261V260H80ZM79 261V262H80ZM85 261V260H84ZM86 261H88V260H86ZM127 261V260H126ZM133 261V260H132ZM137 261V260H136ZM145 261V260H144ZM173 261V260H172ZM190 261H192V260H190ZM234 261V260H233ZM47 262V261H46ZM63 262H61V263H63ZM205 262H208V261H205ZM219 262H221V261H219ZM231 262V264H232V261H230ZM239 262V261H238ZM237 262V263H238ZM246 262V261H245ZM261 262V261H260ZM13 263V262H12ZM39 263V262H38ZM60 263V264H61ZM75 263V262H74ZM96 263V262H95ZM119 263V262H118ZM149 263V262H148ZM172 263V262H171ZM188 263V262H187ZM204 263V262H203ZM217 263V262H216ZM223 263V262H222ZM227 263V262H226ZM253 263V262H252ZM1 264V263H0ZM37 264V263H36ZM45 264V263H44ZM127 264V263H126ZM139 264V263H138ZM153 264H154V262H153ZM167 264H168V262H167ZM185 264V263H184ZM189 264V263H188ZM191 264H193V263H191ZM214 264H215V262H214ZM235 264V263H234ZM245 264V263H244ZM247 264V263H246Z\"/></svg>",
  "mask_w": 264,
  "mask_h": 264
},
{
  "label": "rangeland",
  "instance_id": "374dc122",
  "mask_svg": "<svg viewBox=\"0 0 264 264\" xmlns=\"http://www.w3.org/2000/svg\"><path fill=\"white\" fill-rule=\"evenodd\" d=\"M64 1V3H63V5H64V8H63V5L62 4H60V5H62L61 7L66 11V12H68V13H66L65 15H63V16H61L62 18H60V19H62V20H60L59 18H58V20H55V21H51L50 22V24L49 25H47V27H40V28H36V29H32V31L30 30V31H27L26 30V32H25V29H24V31H23V29L21 30L22 31V33L19 31V32H17V34H18V37L16 38L17 40H15V38H12V36L10 35V37L12 38V39H10V37H7V38H5L6 37V35L7 36H9V30L7 29V27H5L6 26V23H5V16H4V19L1 17L2 15L1 14H3L2 12H3V10H2V8H0V11H2L1 12V14H0V20H1V28L0 29H3V30H0V32L2 33H0V56H2V60L3 61H1V57H0V65H1V69L3 70V68H4V70L5 69H7V67H9V69H7V72H9V71H12V72H9L8 74H7V72H5L4 70L2 71V70H0L1 72H0V76L2 77V78H0V79H2V80H0L1 81V86L3 87V88H5L4 89V91L6 92V94H5V92H4V97L6 98L5 100L6 101H8V102H6V104H7V107L9 108V110L11 109V108H13L14 106L15 107H17V106H19L20 105V107H17V108H15V110H16V113H15V110H13V109H11L10 111L8 110V108L5 106V108L7 109V112L8 113H10L11 111H13L12 112V114H10L9 115V118H11V115H12V120L13 121H15L14 123L16 124L17 123V125H15L14 123H12V120L10 121L9 120V123H11V125L9 124V128H8V131H6V133H5V135L4 136H2V141L4 142V144L6 143V145H7V149L9 150L8 151V158L6 159V161L5 162H3V164L2 165H0V238H2V240L0 239V263L1 264H60L61 262H63L62 260H65L63 263H61V264H153V262H154V264H167V262H168V264H191V263H193V264H214V262H215V264H231V262L230 261H232V264H264V256H261V255H264V216H263V214H264V211H263V209H264V195L262 194V192L264 193V154H261V155H258L257 157H254V158H261L260 159V161H259V159L257 160V159H255L256 160V163H258L257 165H255L256 163H254L255 161H254V158H253V156H251V150H252V146L250 147L249 145V143L247 144H243V145H241V147H239L240 149L243 147V149H239L240 151H241V153H238L239 151H237V153H238V156L237 157H235L234 159V166H233V162L232 163H230V165L231 166H233V167H231L232 169L233 168H235L236 167V169L238 168V171H236V169H233L235 172H237V173H234L233 171H232V169L230 170H226L224 167V169H223V174L225 173V175H221V176H219L220 177V180H219V184L221 183V185H218L217 187L219 188H215V190H217V191H215L214 190V192H215V194H212L211 196L212 197H210L209 195H208V188H206V187H202V188H200L199 189V191L202 193H200L199 191V194H197V192H196V194H197V196H196V194H194L195 192H194V190L192 189V187H190L189 185H181V187L183 188V189H181V187H179V193L180 194H183V195H180L179 194V196L180 197H182L183 196V198H184V200H183V198H182V200L180 199V197H179V199L177 200V201H179V202H177V204L179 203L180 205H181V207L182 208H179L180 207V205H172L171 203V206H170V204H168L167 203V205H163L162 206V208H161V211L163 212L164 211V215L167 217L168 216V218H170L171 219V217L170 216H173L172 218H173V220H174V217L177 219H175L176 221H177V223H178V220H179V223H178V226H176V224L177 223H175V220H174V224H175V227L174 226H172V227H174V228H176L175 229V231L173 230L174 228H171L170 226H162L158 221H155V220H150V222H147L150 218V215H147V214H143L142 215V212H141V210H143L142 209V207H140V202L141 201H144L145 199H147V197H149V195H147V193L149 194V191H144L142 188L143 187H145L144 186V184L143 183H136V184H132V185H130V187L128 188V190H127V192L128 191H130V192H128V194H129V198H128V201H129V199L130 200H132V201H129L128 203H129V205H128V203L127 204H125V205H122V210H120V208H119V206L121 207V205L120 204H118V207H115V206H117V204L116 203H118V201H119V203L120 202H123V200L121 199V196L120 195H122V197H124L125 195H123L125 192H124V190H123V188L121 187V186H123V185H125L124 183H127L126 182V179H127V181L129 180V176H127L126 174H128L127 173V171L129 172V170H134V168H135V166H136V164L134 163V162H129V161H131L130 159H127V163L129 164V166H128V164L126 165V166H128V167H126V169H124V171H119V172H116V170H112V169H110L111 167H110V164H114L115 162H116V159L114 158V155L112 156V154L114 153V154H116L115 152H117V151H119L120 150V148L118 147V146H120L121 147V145H119L120 144V142H118L117 143V145H116V142L114 143V141L115 140H113V141H111V143H112V145L110 146V145H108V146H106L105 144H109V142H110V138H111V136L115 133V131H118V130H120V129H123V128H121V126L122 127H125V124H126V121H125V119H124V117H122L121 118V116H123V114H121L122 112H123V101H121V102H119V100H122V98L123 97H121V99H120V96H123V90L127 87L126 85H125V87H121L120 89H122V88H124L123 90H122V93H121V90H120V92L119 93H117L116 94V96L118 97V102H115L114 104H113V99H112V92H109V91H111V89L109 88L108 89V86L110 87V82L108 83V82H106V79L108 78V80H112V77H114V76H112V75H115V65L116 64H119L118 62H119V60H117L118 58H117V54H115V52H117V53H119V51H120V48L123 46L124 47V45H126L125 47H128L127 45H128V42L130 43L131 41H129V40H131V39H133L132 40V42H134L135 40H136V37H138V36H140V35H142V37L143 36H146L145 35V32H146V30H149V27H148V25L147 24H149V19L152 17V16H150V17H148L147 15L150 13V15L151 14H153L155 11V9H158V7H160V5H161V3L160 2H162V0H160V1H158V0H154V1H156V2H154L153 0V2H151V1H149V0H126V1H128V2H124V0H121V2H120V0L118 1V0H116V1H114V0H109V2H108V0H104L103 1V3H102V0H89V2H88V0H87V2L88 3H86V0H81V1H83V2H85V3H83L82 2V4H81V1L79 2L78 0H73V2L71 3V5H73V6H75V8H74V12H71L72 10H70L71 9V5L69 4V2L70 1H72V0H68V2L66 1V0H63ZM107 2V3H104V2ZM135 1V2H134ZM144 1V2H143ZM145 1H146V3H145ZM148 1V2H147ZM157 1H158V3L160 4V5H157L158 3H157ZM67 2V3H66ZM75 2V3H74ZM94 2V3H93ZM99 4H98V3ZM115 2V3H114ZM117 2H119L118 4H117ZM137 2V3H136ZM150 2L151 3H155V5L154 4H151V6L153 7H151V8H149V10H148V6H149V4H150ZM77 3H78V5H77ZM92 3H93V6H92ZM96 3V4H95ZM110 3V5H108ZM125 3V4H124ZM131 3V4H130ZM141 3V4H140ZM147 3H149V4H147ZM94 4H95V6H94ZM123 4V5H122ZM132 5L133 4V6H130V5ZM139 4V6L137 7V5ZM145 4H147V6H145ZM56 5V4H55ZM59 5V4H58ZM68 5V6H67ZM69 5L71 6V7H69ZM119 7L120 5L122 6H120L119 8H120V11H119V8H116L117 6ZM127 5V6H126ZM86 6V7H85ZM92 6V7H91ZM111 7V11L109 10L110 8L109 7ZM113 6V7H112ZM125 6V7H124ZM129 6V7H128ZM141 6H143L142 8H141V10H140V7ZM156 6V7H155ZM158 6V7H157ZM76 7H78L77 9H76ZM107 9H106V8ZM134 7V8H133ZM135 7H137V8H135ZM147 7V8H146ZM70 8V9H69ZM73 8V7H72ZM93 8H95V11H94V9ZM101 8V9H100ZM105 8V9H104ZM123 8V9H122ZM75 9H76V11L78 12V13H76L75 12ZM83 9H85V10H83ZM90 9H91V11H90ZM103 9H104V13H103ZM113 9V10H112ZM126 9H128V10H126ZM136 10V12L137 11H139V12H137V14H136V12H135V10ZM138 9V10H137ZM143 9H146V11L147 12H149V13H144L145 12V10H143ZM151 9V10H150ZM264 9V8H263ZM69 10V11H68ZM107 10V11H106ZM109 10V11H108ZM118 10V11H117ZM125 10V11H124ZM129 10H131V11H129ZM80 11V12H79ZM102 11V12H101ZM141 11V12H140ZM154 11V12H153ZM82 12V13H81ZM101 12V13H100ZM106 12H108V14L106 13ZM110 12V13H109ZM111 12H116V14H113V13H111ZM128 12V13H127ZM144 13V15H143V13ZM74 13V14H73ZM76 13V14H75ZM80 13V14H79ZM84 13H86V14H84ZM124 13V14H123ZM141 13V14H140ZM78 14V15H77ZM91 14H92V16H91ZM95 14V15H94ZM105 14V15H104ZM112 14V15H111ZM142 15V19L144 18V16H145V14H146V21L147 22H144V20H143V22H142V25H141V28L144 26V27H146L147 26V28L146 29H144V27L142 28L144 31H142V30H140L139 32H138V35L136 34H133L131 37H128V35L126 34V33H129V32H133L134 31V29H135V23H137V20H138V17L140 16V15ZM4 15V14H3ZM69 15V16H68ZM80 15V16H79ZM84 15V16H83ZM101 15V16H100ZM109 15V16H108ZM124 15V16H123ZM78 16V17H77ZM82 16V17H81ZM87 16V17H86ZM107 16V17H106ZM113 16H116L115 17V19H114V17ZM64 17H66V19L64 18ZM80 17H81V21H80ZM95 17V18H94ZM101 17V18H100ZM102 17H104V18H102ZM106 17V18H105ZM124 17V18H123ZM129 17V18H128ZM154 17V19L152 20L153 22H155V16H153ZM84 18V19H83ZM108 18V19H107ZM110 18V19H109ZM118 18V19H117ZM136 18V19H135ZM147 18H149L148 20H147ZM65 19V20H64ZM100 19H102V20H100ZM104 19H107L106 21L104 20ZM116 19H117V21H116ZM125 19V20H124ZM112 20V21H111ZM127 20H129V21H127ZM131 20V21H130ZM151 20V19H150ZM61 21V22H60ZM65 22V23H63V22ZM68 21V22H67ZM70 21H71V23H70ZM102 22V24H101V22ZM108 21H111V22H108ZM120 21V22H119ZM135 21V22H134ZM152 21L150 22V23H152ZM3 22L5 23V24H3ZM98 22H99V24H98ZM104 22V23H103ZM106 22V23H105ZM128 22V23H127ZM132 22V23H131ZM67 23H70V25L68 24V27L66 26L67 25ZM113 23V24H112ZM131 24V26H130V24ZM145 23H146V26H145ZM59 24V25H58ZM60 24H62V26L60 25ZM83 24V25H82ZM89 24V25H88ZM98 24V25H97ZM104 24V25H103ZM118 26H117V25ZM120 24V25H119ZM123 26H122V25ZM128 24H129V26H128ZM5 25V26H4ZM64 25H65V27H64ZM72 25V26H71ZM97 25V26H96ZM101 25H102V27H101ZM108 25V26H107ZM109 25H110V27H109ZM53 26H55V27H53ZM60 26H61V28H60ZM86 26V27H85ZM121 26H122V28H121ZM171 26H172V24H171ZM171 26H169V27H171ZM74 27V28H73ZM98 27H100V29L102 30V28H104L103 30H102V32L104 33V35H106V36H104L103 35V33H101L100 31V29L98 28ZM115 29H114V28ZM118 27V28H117ZM133 27H134V29H133ZM168 27V29H170V30H173V29H175L174 28V25H173V27H171V28H169ZM45 28V29H44ZM52 30H51V29ZM56 28H57V30H56ZM59 28V29H58ZM86 28V29H85ZM108 28V29H107ZM120 28V29H119ZM125 28V29H124ZM129 28H130V30H129ZM140 28V29H141ZM105 29H107L106 30V32H104V30ZM110 29H114V30H110ZM127 29V30H126ZM36 30V31H35ZM40 31V32H38V31ZM86 30V31H85ZM89 30L91 31V32H89ZM93 30V31H92ZM99 30V31H98ZM117 30H119V31H117ZM121 30V31H120ZM132 30V31H131ZM151 30V29H150ZM6 31V32H5ZM53 33H52V32ZM57 31V32H56ZM59 31V32H58ZM74 31H75V33H74ZM76 31H78L77 33H76ZM88 31V32H87ZM98 31V32H97ZM127 31V32H126ZM175 31V30H174ZM43 32H45V33H43ZM49 32V33H48ZM71 32H73V33H71ZM114 32H117V34L115 35L114 34ZM122 32V33H121ZM143 32V33H142ZM148 32L149 31H147L146 33L148 34ZM171 32H173V31H171ZM7 33V34H6ZM23 33H27L28 34V36H27V34H23ZM34 33V34H33ZM83 33L86 35H84L83 36ZM109 33V34H108ZM142 33V34H141ZM16 34V35H17ZM19 34H20V36H19ZM72 34H74V36L73 37H75V38H73L72 37ZM76 34H77V38H76ZM82 34V35H81ZM100 34V35H99ZM103 35V37H102V35ZM113 35V36H111V35ZM15 35V36H16ZM24 35H26V36H24ZM31 35V36H30ZM41 35V36H40ZM123 35H125V36H123ZM5 36V37H4ZM30 36V37H29ZM39 36V37H38ZM69 36V37H68ZM91 36V37H90ZM122 36V37H121ZM128 38H127V37ZM136 36V37H135ZM23 37H26L25 39L23 38ZM59 37V38H58ZM74 39H72V38ZM78 37H79V39H78ZM84 37V38H83ZM101 37H102V39H101ZM108 37V38H107ZM113 39V40H110L111 38ZM126 37V38H125ZM141 37V36H140ZM141 37V38H142ZM3 38H5V39H3ZM55 38V39H54ZM60 39V40H57V39ZM80 38H82V39H80ZM106 38V39H105ZM115 38V39H114ZM121 38H123V39H121ZM3 39V40H2ZM7 39V40H6ZM22 39V40H21ZM51 40L50 42L51 43H49L48 42V40ZM101 39V40H100ZM117 39V40H116ZM135 39V40H134ZM5 40V41H4ZM13 40H15V41H17V42H19V44L17 43V42H15V41H13ZM19 40V41H18ZM20 40H21V43H20ZM27 40V41H26ZM45 40H47L46 41V43H48V45H45V43H44V41ZM56 42H55V41ZM71 40V41H70ZM82 40V41H81ZM108 42H107V41ZM122 40V41H121ZM124 40V41H123ZM128 40V42H126ZM8 41V42H7ZM60 41V42H59ZM78 41V42H77ZM90 41V42H89ZM93 41H94V43H93ZM112 41V42H111ZM120 41V43H118ZM5 42H7V44L9 45V46H7V44L5 43ZM15 42V43H14ZM42 42L44 43V45H43V48H45V47H47V48H45V51H43L44 49L42 48V49H40V53H39V51L38 50H36V47H34V45L35 46H37V45H41L42 44ZM71 42H72V44H74V45H72L71 44ZM83 42H85L84 43V45L82 44ZM103 42V43H102ZM106 42V43H105ZM161 42V41H160ZM160 42H158L157 44H153L151 47H152V49H153V51H152V49H150L149 47H148V49L147 50H145L147 47L145 46L144 48L142 47V49H140V50H138L137 48H135V49H137V50H133L132 52H131V57H133L132 58V60H133V62H135V60H137V61H142L143 63H147V60H149L150 58H148V56H153L155 53H154V51L157 49H155L154 50V48L153 47H155V45L157 46H159L160 44ZM12 43V44H11ZM14 43V44H13ZM23 43V44H22ZM29 43H31V44H29ZM79 43H80V46L82 45L83 46V48L82 47H80L79 46V50L77 49L76 50V48H78L77 47V45H79ZM89 43H90V45H89ZM92 43V44H91ZM101 43V44H100ZM112 44V46H110L111 44ZM116 43H118V44H116ZM11 44V45H10ZM18 44V45H17ZM22 44V45H21ZM25 44V45H24ZM34 44V45H33ZM53 44V45H52ZM108 45L107 47H106V45ZM114 44V45H113ZM116 44V45H115ZM92 45V46H91ZM94 45V46H93ZM102 45V46H101ZM105 45V46H104ZM118 45V46H117ZM122 45V46H121ZM13 46H16V47H13ZM22 46V47H21ZM29 46V47H28ZM45 46V47H44ZM74 46V47H73ZM84 46H86V47H84ZM97 46H99L98 47V50H96V48H97ZM101 46V47H100ZM110 46V47H109ZM157 46V47H158ZM62 47V48H61ZM120 47V48H119ZM122 47V48H123ZM2 48V49H1ZM7 48H9V49H7ZM22 48H24L23 50H22ZM35 48V49H34ZM103 48V49H102ZM106 48V49H105ZM115 48V49H114ZM121 48V49H122ZM53 49V50H52ZM76 51H75V50ZM125 49V48H124ZM123 49V50H124ZM144 49V50H143ZM5 52H4V51ZM9 50V51H8ZM10 50H12V51H10ZM25 50V51H24ZM27 50V51H26ZM30 52H29V51ZM34 50H36V51H34ZM41 50H42V52H41ZM47 50V51H46ZM82 52H84V53H82ZM90 50V51H89ZM112 50V51H111ZM126 50V49H125ZM122 51V52H125L126 53V51ZM150 50V51H149ZM3 51V52H2ZM6 51H8V52H6ZM15 51V52H14ZM38 51V52H37ZM66 51V52H65ZM99 53H98V52ZM106 51H108V52H106ZM111 51V52H110ZM144 51V52H143ZM151 51L153 52V53H151ZM10 52L11 53H13L14 55H15V57H14V55L13 54H10ZM25 54H24V53ZM49 54H48V53ZM91 52V53H90ZM110 52V53H109ZM113 52V53H112ZM137 52V53H136ZM139 52H140V54H139ZM143 52V53H142ZM146 52V53H145ZM5 53V54H4ZM8 53V54H7ZM80 53V54H79ZM90 53V54H89ZM104 53V54H103ZM124 53V54H125ZM133 53H135L136 54V56H134V54ZM171 53V52H170ZM169 53V55H170V57H173V55H174V51H172V56H171V54ZM3 54V55H2ZM72 54V55H71ZM75 54V55H74ZM77 54V55H76ZM93 54H95L94 56H93ZM103 54V55H102ZM120 54V53H119ZM133 54V55H132ZM137 54H138V56L139 55H141V56H137ZM148 54V55H147ZM46 55H48L47 57H46ZM68 55V56H67ZM82 55V56H81ZM98 55H101V57L100 56H98ZM108 55H110L111 57L110 58H108ZM122 55H123V53H122ZM126 55V54H125ZM10 56V57H9ZM12 56H13V59H11L12 58ZM38 56V57H37ZM40 56V57H39ZM43 56V57H42ZM70 56L71 57H73L74 59H70ZM74 56H79L78 58H75ZM97 56V57H96ZM20 57H22V58H20V60H19V58ZM48 57H50L48 60H47V58ZM81 57V58H80ZM115 57V58H114ZM134 57H136L135 58V60H134ZM144 57V58H143ZM145 57H147V60H145L146 58ZM25 58V59H24ZM80 58V59H79ZM96 58V59H95ZM103 58H104V60L107 62H105L104 60H103ZM112 58H113V61H112ZM117 58V59H116ZM143 60H142V59ZM174 58V57H173ZM172 58V59H173ZM15 59H17V63L16 64H14L15 62H16V60ZM22 59V60H21ZM69 59L71 60V61H69ZM78 59H79V62H78ZM100 59V60H99ZM110 59V60H109ZM117 61H116V60ZM171 59V60H172ZM19 60V61H18ZM25 60H27V61H25ZM28 60H29V63H26V62H28ZM77 60V61H76ZM22 61H25V63H23ZM73 61H74V63H73ZM103 61V62H102ZM109 61V62H108ZM136 61V63H139V62H137ZM173 61V60H172ZM2 62V63H1ZM4 62H5V66H4ZM6 62H8V63H6ZM12 62V63H11ZM14 62V63H13ZM21 62V63H20ZM47 62V63H46ZM76 62H78V64L76 63ZM121 62V61H120ZM76 63V64H75ZM81 63L83 64V65H81ZM105 63V64H104ZM110 63H111V65H110ZM136 63H133V65H136ZM141 63V62H140ZM13 66V68H12V66ZM16 65V67L14 66V65ZM101 64V65H100ZM109 64V66H107ZM142 64V63H141ZM137 64L136 66H131L132 68H131V72H132V74L131 75H134L133 76V78L134 79H136V80H139L140 79V75L137 73V71H139V69L141 68V66L143 67L142 69H144L145 68V66L146 65H144V64ZM6 65H9V66H6ZM18 65V66H17ZM20 65H22V68H20L21 66ZM24 65H26V66H24ZM31 65H32V67H31ZM52 65V66H51ZM28 66V67H27ZM33 66H34V68H33ZM78 66H79V68H78ZM81 66H83L84 67V70H83V67H81ZM100 66V67H99ZM138 66V67H137ZM28 68V70L26 69V68ZM99 69H98V68ZM104 67L106 68V67H108V69L106 68V70L104 69ZM137 67V68H136ZM11 68L12 69H14V70H11ZM17 68V69H16ZM34 71H32L31 69ZM110 68H114V69H110ZM139 68V69H138ZM19 69H21V70H19ZM26 69V70H25ZM76 69V70H75ZM78 69H79V71H81V72H79L78 71ZM102 69H104V73H103V70ZM138 69V70H137ZM83 70V71H82ZM109 70V71H108ZM111 70V71H110ZM17 71V72H16ZM20 71V72H19ZM23 72V74H22V72ZM28 72V71H31L30 73L28 72V73H26V72ZM52 71V72H51ZM59 71V72H58ZM97 71V72H96ZM14 72V73H13ZM16 72V73H15ZM77 72H79L78 74H77ZM85 72H87V73H85ZM109 72V73H108ZM3 73V74H2ZM11 73H13L12 74V76H11ZM18 73V74H17ZM19 73H21L22 75H20ZM52 73V74H51ZM84 74V76L82 75V74ZM114 73V74H113ZM2 74V75H1ZM16 74V75H15ZM105 74V75H104ZM8 77H7V76ZM9 75H10V77H9ZM31 75H33V76H35V77H33V76H31ZM97 75H99V77L97 76ZM107 75V76H106ZM109 75V76H108ZM166 76H164V75H162L161 76V78H164V79H166V77H168L166 80H169V81H171V80H173V79H171V78H174V76L173 75H168V74H165ZM168 75V76H167ZM4 76V77H3ZM17 76V77H16ZM30 76V77H29ZM78 76H80V77H78ZM83 78H82V77ZM87 76V77H86ZM139 76V77H138ZM164 76V77H163ZM171 76V77H170ZM11 77H15L14 79L13 78H11ZM19 77V78H18ZM23 77V78H22ZM27 77V78H26ZM36 77H37V80H36ZM78 77V78H77ZM177 77V76H176ZM25 78V79H24ZM30 78H31V80H30ZM85 78V79H84ZM87 78L89 79V80H87ZM96 78H97V80H96ZM5 81H4V80ZM8 79V80H7ZM21 79H24V80H21ZM84 79V80H83ZM105 79V80H104ZM6 80H7V82H6ZM11 80V81H10ZM12 80H14V82L16 83L15 84V87L13 86L14 85V82L12 81ZM26 80H29V81H26ZM36 80V81H35ZM78 80V81H77ZM9 81V82H8ZM16 81H18V82H16ZM33 81V82H32ZM38 81V82H37ZM83 81V82H82ZM95 81H96V83H95ZM4 82V83H3ZM24 82V83H23ZM35 82L36 83H38V84H36V86L39 88L38 90H36V86H35ZM87 82V83H86ZM98 82V83H97ZM21 83V85H19V86H21V90L20 89H18V88H16V85H18V84H20ZM24 85H23V84ZM27 83H29L28 85H26ZM73 83V84H72ZM81 83H83V84H81ZM86 83V84H85ZM106 83H108V86H107V84ZM4 84V85H3ZM9 84H11L10 86H9ZM30 84H32V86L30 85ZM34 84V85H33ZM76 84V85H75ZM77 84H79V86L77 85ZM103 84H104V86L108 89H104L103 87ZM106 84V85H105ZM7 85H8V87H10L9 89L10 90H8L7 89ZM92 85H94V86H92ZM96 85V86H95ZM99 85H101V86H99ZM134 85H137L136 87L134 86ZM6 86V87H5ZM18 86V87H19ZM34 86V87H33ZM67 86H69V88H67ZM72 86H73V88H72ZM12 87H13V90H12ZM36 87V88H35ZM62 87H66L65 89L63 88L62 89ZM77 87V88H76ZM90 89L89 91H88V89ZM92 87H95V88H92ZM101 87V88H100ZM20 88V87H19ZM59 88V89H58ZM105 90L104 91V93H103V89ZM133 88L134 89H138L139 87H138V84H133ZM132 88V89H133ZM15 89H16V91L17 92H12L13 94H10L11 93V91H15ZM27 89H29V90H27ZM33 90V92L36 94H38V95H36L35 97L37 98L38 96H39V98H37V100H36V98L34 97V93L31 91V90ZM35 89V90H34ZM41 89V90H40ZM46 89V90H45ZM60 89H62V90H64V91H62L63 92V94H64V92H65V94L68 92V93H71V92H74V93H76L77 95H82V97H83V94H81V92L83 93V90H84V93H85V89H87L86 90V92H87V94L88 95H90L89 97H92L91 99H93V100H91L89 97H87V98H89L88 100H87V98L85 99V96L83 97V99L82 98H80L81 99V101H83V103H81V104H79V105H75L76 106V108H74L75 106H73V110L71 109L70 111L69 110H67V109H70V108H72V106H70L69 105V103H70V101H65V103L64 102H61V103H56L57 105H58V107L59 106H62V110H64V111H62L61 110V108H57V106L54 104L53 106H50L49 105V100H46V104H47V106L46 107H54V108H49V109H55V106H56V108L58 109V111H57V109H55V110H50L49 111V113L47 112L48 110H46V109H44V108H46L45 107V98H48L47 97V94L48 93H51L52 94V97L54 96L55 98H58V97H60L61 96V94H62V92L60 93ZM70 89V90H69ZM7 90H8V92H7ZM19 90H20V95H23V96H20L22 99H25V100H19V99H17L19 96ZM25 91V92H28V94L26 93L25 94V96H24V94H22V92L23 91ZM52 90V91H51ZM53 90H56V94H53V93H55ZM57 90H60L59 91V93H58V91ZM72 90V91H71ZM82 90V91H81ZM95 90V91H94ZM39 93H38V92ZM70 91V92H69ZM92 91V92H91ZM100 91H101V93H100ZM25 92H23V93H25ZM91 92V93H90ZM106 92H107V94H109V95H106ZM17 93H18V95H17ZM29 93H31V94H33V95H31V94H29ZM67 93V94H68ZM80 93V94H79ZM10 94V95H9ZM40 94V95H39ZM58 94H59V96H58ZM93 94H95L94 96H92ZM119 94V95H118ZM6 95V96H5ZM9 95V96H8ZM13 95H14V98L15 99H13ZM30 95V96H29ZM106 96V98H105V96ZM112 95V96H111ZM16 96V97H15ZM18 96V97H17ZM33 96V97H32ZM58 96V97H57ZM104 96V97H103ZM108 96V97H107ZM10 97V99H8ZM23 97H27V98H23ZM62 97V96H61ZM78 97V96H77ZM97 97H99V99L97 98ZM110 97V98H109ZM11 98H12V100H11ZM31 98V99H30ZM79 98V97H78ZM78 98H77V100H78ZM96 100H95V99ZM27 99H30L31 101H30V103H33V104H30L29 103V100H27ZM33 99V100H32ZM40 99H41V101H42V103H44L42 106H41V101H40ZM79 99V100H80ZM117 99V98H116ZM11 100V101H10ZM17 100V101H16ZM36 100V101H35ZM39 100V101H38ZM78 100V101H79ZM84 100H86V101H84ZM95 100V101H94ZM99 100H102L103 102H105L104 103V105L105 104H107V105H105V110L107 111H104V113H101V111L102 110H104V108H103V104L102 103H100V102H102V101H99ZM107 100V101H106ZM111 100V101H110ZM14 101V102H13ZM20 101H23V102H21L20 103ZM26 101H28L27 103H25ZM48 101V102H47ZM89 101V102H88ZM13 102V104H11L10 105V103H12ZM15 102H18L17 104H15ZM35 102H37V103H35ZM25 103V104H24ZM63 103V104H62ZM90 103H92L91 105H90ZM9 104V105H8ZM35 104H37V105H35ZM68 104V105H67ZM86 104V105H85ZM96 106H95V105ZM102 104V105H101ZM122 105V106H119L120 107V109H119V107H118V110H122L121 112H118V110H117V105ZM14 105V106H13ZM21 105H22V107H21ZM29 105V106H28ZM41 107H43V108H41ZM65 105H67V107L69 106L70 108H65L64 106ZM113 105V106H112ZM115 105H116V107H115ZM24 106H26V107H24ZM36 106V107H35ZM39 106V108H37ZM79 106V108H77ZM82 106V107H81ZM91 106V107H90ZM99 106V107H98ZM100 106H101V111H100V109H97V108H100ZM33 107V108H32ZM108 107V108H107ZM19 108H21V109H19ZM23 108V109H22ZM26 108V109H25ZM34 108H35V111H34ZM85 109V111H84V109ZM116 108V109H115ZM5 109V110H6ZM30 109V110H29ZM36 109H37V111H36ZM75 109V110H74ZM79 109V110H78ZM95 109L97 110V111H95ZM109 109V110H108ZM21 112H20V111ZM28 110V111H27ZM33 110V111H32ZM39 110H40V112H39ZM41 110H43V111H41ZM62 112H61V111ZM66 110V111H65ZM78 110V111H77ZM88 110V111H87ZM112 111V110H114V111H112L113 113H114V115H112V113H109V111ZM45 111V112H44ZM60 111V112H59ZM73 111V112H72ZM93 111V112H92ZM100 111V114L98 113ZM110 111V112H111ZM116 111H117V113H116ZM236 110L234 109L233 110V112H235ZM26 112H27V114H26ZM36 112H38L39 114H35ZM55 112V113H54ZM58 112L62 115L63 114V116H61L60 114H58ZM67 112V113H66ZM77 112V113H76ZM84 112H87V113H92V115L94 116V115H96V114H98L97 116H99V117H96V116H94L95 118H98L99 119V122L98 123H101V124H99V127H97V130L95 131V134H92L93 136H90L89 135V133H87L86 131H85V133H82L84 130H81V128H79V126L81 127V125L80 124H85L84 126H86V124H87V122H84V121H82V119H81V117H82V115L81 114H79V113H84ZM94 112H97V113H94ZM103 112V111H102ZM14 113V114H13ZM23 113H25V114H23ZM45 113V114H44ZM69 113H71V114H69ZM73 113V114H72ZM107 113H109V114H107ZM120 113V114H119ZM15 114H17V116H19V117H17ZM34 114V115H33ZM51 116H50V115ZM52 114H53V116H52ZM60 115V116H57V115ZM65 114V115H64ZM76 114V115H75ZM116 114V115H115ZM13 115H15L16 117H17V119H16V117L14 116L13 117ZM36 115V116H35ZM43 115V116H42ZM70 115V116H69ZM72 115V116H71ZM104 115V116H103ZM111 115V116H110ZM119 115V116H118ZM31 116V117H30ZM37 116H38V118H37ZM42 116V117H41ZM81 116V117H80ZM112 116H113V119H114V121H113V119H112ZM21 117V118H20ZM23 117V118H22ZM29 117V118H28ZM47 117V118H46ZM51 117L52 118H55V117H58L60 120H59V126L61 125V127H62V125L65 127V128H63V130L65 129V131H63L64 133L65 132H68V134L66 133L65 134V138H64V142H62V146L64 145V143H65V147L63 148V147H61V145L60 146H48V147H50V149L51 148H55L56 150H54V149H52V151H53V153H51L52 151L48 148V153H47V149H45V152H44V149L42 148V146H40V144H41V140H40V138H39V136H38V134H37V136H36V130H37V128L38 127H40V125L39 124H41V125H43L46 121L45 120H49L48 118H50L51 119ZM66 117V118H65ZM71 117H73V119L71 118ZM92 117V116H91ZM92 118V121H98V119H95V118ZM116 117H118V118H116ZM15 118V119H14ZM25 118H27V119H25ZM35 118H37V119H35ZM44 118V119H43ZM76 120H75V119ZM116 118V119H115ZM119 118H120V120H119ZM30 119H32V120H30ZM34 119V120H33ZM69 121H68V120ZM78 119V120H77ZM81 119V120H80ZM106 119V120H105ZM111 119V120H110ZM21 120V121H20ZM30 120V121H29ZM64 120L67 122H64ZM74 120H75V122H74ZM109 120V121H108ZM118 122H117V121ZM18 121H20L21 123H19ZM24 121V122H23ZM33 121V122H32ZM37 121H38V124H37ZM62 121L64 122V123H62ZM81 121V122H80ZM95 121V123H97ZM122 121V122H121ZM30 123V126H32V124H34L31 128H27L28 126H29V124L26 126V124L27 123ZM120 122V123H119ZM23 123L25 124V125H23ZM43 123V124H42ZM69 123V124H68ZM106 123V124H105ZM111 123V124H110ZM122 123V124H121ZM123 123H124V125H123ZM217 123H219V122H217ZM13 124V125H12ZM19 124H21V126L19 125ZM68 124V125H67ZM71 124V125H70ZM76 126H75V125ZM110 124V125H109ZM114 124V125H113ZM119 124V125H118ZM121 124V125H120ZM220 124V123H219ZM218 124V125H219ZM38 125V126H37ZM66 125V126H65ZM104 125V126H103ZM108 127H107V126ZM112 125V126H111ZM116 125V126H115ZM218 125H216L217 127H218ZM13 126V128H11ZM17 126V127H16ZM23 126V127H22ZM26 126V128H24ZM36 126V127H35ZM71 126V127H70ZM110 126V127H109ZM220 126V125H219ZM19 127V128H18ZM68 127V128H67ZM78 127V128H77ZM113 127H115V128H113ZM117 127V128H116ZM17 128V129H16ZM23 128V129H22ZM61 128V129H62ZM68 130H67V129ZM101 128V133H100V129ZM106 128V129H105ZM109 129V131H108V129ZM21 129V130H20ZM60 129V130H61ZM111 129V130H110ZM113 129H114V131H113ZM117 129V130H116ZM217 129V128H216ZM218 129H219V127H218ZM12 130V131H11ZM20 130V131H19ZM26 131V133H25V131ZM71 130V131H70ZM79 130H81V131H79ZM76 131V132H75ZM98 131V132H97ZM104 131V133H102ZM105 131H106V133L108 132V134H111L110 136L109 135H107L106 133H105ZM111 131V132H110ZM16 132V133H15ZM27 132H29L28 134H27ZM97 132V133H96ZM110 132V133H109ZM63 133V134H64ZM70 133V134H69ZM76 133H77V135H76ZM78 133L80 134V135H78ZM82 133V134H81ZM98 133H100V135L102 136H100ZM218 133V132H217ZM217 133L215 134V132H214V134L215 135H217ZM17 137L16 139L17 140H15V136ZM17 134V135H16ZM26 134V135H25ZM74 134V135H73ZM107 136H106V135ZM21 135V136H20ZM24 135V136H23ZM33 135V136H32ZM35 135V136H34ZM67 135H68V137L69 138H66L67 137ZM87 135H89L88 137H87ZM94 135H98L97 136V138L96 139H93V137H94ZM12 136H14V137H11ZM19 137V138H18ZM22 137H24V138H22ZM31 137V138H30ZM70 137H72V138H70ZM100 137V138H99ZM104 137V138H103ZM108 139H107V138ZM110 137V138H109ZM215 137V136H214ZM12 140H11V139ZM21 138H22V140H21ZM35 138H37V139H35ZM39 138V139H38ZM74 138H75V140H74ZM82 138V139H81ZM87 138H89V139H87ZM92 138V142H90V139ZM28 139V140H27ZM67 141H66V140ZM69 139H72L73 140V142H72V140L70 141ZM84 139H85V141H84ZM99 139V142H97V140ZM101 139V140H100ZM106 139V140H105ZM18 140H19V142H18ZM31 140V141H30ZM81 140V141H80ZM94 140V141H93ZM105 140V141H104ZM17 141V142H16ZM23 141H24V145H22L23 144ZM32 141H33V143H32ZM70 141V142H69ZM84 141V142H83ZM86 141H88V142H86ZM97 142L98 144L96 145V143H94V142ZM101 141V142H100ZM102 141L103 142H105V144L103 143V145L104 146H102L101 144H102ZM108 141V142H107ZM31 142V143H30ZM40 142V143H39ZM75 142V143H74ZM78 142V143H77ZM81 142V143H80ZM107 142V143H106ZM35 143V144H34ZM82 143H83V145H82ZM86 143V144H85ZM91 143V144H90ZM92 143H93V145H92ZM116 145H114V144ZM207 143H209V147L211 146L210 145V143L212 144V141H211V139L209 140V142H207ZM207 143L205 144V145H203L202 146V148L204 149H206V147H207V149L205 150L204 149V151H203V153L204 154H208L210 151H209V149H211V148H209L208 146H207ZM27 144V145H26ZM31 144H34V145H31ZM39 144V145H38ZM79 145V147L81 148V146L83 147V148H81L82 150H80V152H83V153H80L79 151H78V149H80V148H78V145ZM88 144V145H87ZM89 144H90V147H89ZM17 145H19V147L17 146ZM20 145H22V148H21V146ZM26 145V146H25ZM71 145V146H70ZM74 145H76V146H74ZM100 145H101V148H100ZM248 145V146H247ZM35 146H36V148H35ZM66 146H68V149L67 150H69L68 152H67V150H66ZM72 147V148H70V147ZM93 146V147H92ZM96 146V147H95ZM116 147V149L114 148V150H113V147ZM244 146H246V148L244 147ZM27 147V148H26ZM77 147V148H76ZM86 147H88V148H86ZM110 148L111 150V153L112 154H110V156H109V154H106L107 152H105V151H107V149L106 148ZM112 147V148H111ZM117 147H118V149H117ZM225 147V146H224ZM248 147L250 148V149H248ZM19 148V149H18ZM39 148H41V149H39ZM57 148L58 149H60V150H58V152H57ZM104 148V149H103ZM226 148V147H225ZM229 148L230 147H228L227 149L229 150ZM17 149V150H16ZM28 149H29V152H28ZM63 151H62V150ZM71 149H72V151H71ZM77 149V150H76ZM92 149H94V150H92ZM99 149V150H98ZM24 150V151H23ZM31 150V151H30ZM34 150H37V153H36V155H35V152L36 151H34ZM77 151V153L75 152V151ZM95 150H97L96 152H95ZM100 150H103V151H100ZM109 150V149H108ZM243 150V151H242ZM248 150V151H247ZM251 152H250V151ZM23 151V152H22ZM33 151H34V153H33ZM51 151V152H50ZM87 151V152H86ZM90 151H92V152H90ZM113 151V152H112ZM206 151H208V152H206ZM19 152V153H18ZM39 152H40V154H39ZM62 152V153H61ZM75 152V153H74ZM79 152V153H78ZM85 152V153H84ZM104 152H105V154H104ZM244 154H243V153ZM13 153V154H12ZM22 153V154H21ZM24 153H27V154H24ZM65 153V154H64ZM92 153H93V155H92ZM236 153V154H237ZM264 153V152H263ZM47 154H49V155H47ZM62 154V155H61ZM66 155V157H68L67 159H65V156L64 155ZM72 154V155H71ZM77 154V155H76ZM78 154H79V156H78ZM83 156H82V155ZM91 154V155H90ZM96 155V157H95V155ZM236 154H235V156H236ZM241 154V155H240ZM243 154V155H242ZM247 154V155H246ZM25 155H27V156H25ZM29 155V156H28ZM38 155V156H37ZM51 155H53V157H51ZM85 155V156H84ZM244 155L247 157V158H244ZM249 155H250V157H249ZM18 156V157H17ZM20 156H21V158H20ZM44 156H46V157H44ZM50 156V157H49ZM63 156V157H62ZM76 156V157H75ZM99 156H100V158H99ZM114 158V160H115V162H113L114 160H112L113 158ZM241 156V157H240ZM39 159H37V158ZM42 157H44L43 159H48V160H43L42 159ZM93 157V158H92ZM97 157H98V159H97ZM104 157V158H103ZM110 157H111V160H110ZM12 158H13V160H12ZM34 158V159H33ZM51 158V159H50ZM52 158H53V160L56 162V163H58L57 164V166L55 165L56 163H53V160H52ZM70 158V159H69ZM78 158H80L81 159V161H80V159H78ZM90 158V159H89ZM243 158L244 159H246V160H243ZM251 160V163H252V161H254L253 163V165L251 166L249 163V159ZM253 160H252V159ZM263 158V159H262ZM27 159V160H26ZM37 159V160H36ZM65 159V160H64ZM106 161L105 163L103 162L104 160ZM238 161H237V160ZM242 159V160H241ZM19 160H22V161H19ZM26 160V161H25ZM41 160H43V161H41ZM59 160V161H58ZM63 160V161H62ZM74 160V161H73ZM76 160H78L77 162H76ZM96 160V161H95ZM97 160H99V161H97ZM262 160V161H261ZM19 161V163H17ZM24 161V162H23ZM33 163H32V162ZM35 161V162H34ZM50 161H52V162H50ZM64 161L66 162L65 164H64ZM83 161V162H82ZM108 161V162H107ZM110 161H112V162H110ZM243 161H245L246 162V164H244L243 165ZM10 162V163H9ZM27 162V163H26ZM40 162V163H39ZM49 163V165L48 164H44V163ZM68 162V163H67ZM79 162V163H78ZM93 162V163H92ZM100 162V163H99ZM103 162V163H102ZM238 162V163H237ZM241 162V163H240ZM244 162V163H245ZM22 163V164H21ZM30 163V164H29ZM50 163H53L55 166L53 167V164H51L50 165ZM62 163V164H61ZM70 163H71V165H70ZM91 163V164H90ZM108 164V166L110 167H108L107 166V164ZM16 164V165H15ZM18 164H20V165H18ZM40 164V167L38 166ZM42 164H43V166H42ZM61 164V165H60ZM63 164L65 165L64 166V168L66 169H64L63 170ZM74 164V165H73ZM85 164V165H84ZM97 164H99L98 166H97ZM104 164H106V165H104ZM133 165L132 167H133V169L131 168L130 169V165ZM241 166V167H243V166H245L244 168H243V170H245V171H243L242 172V169H241V167L239 166V165ZM248 164H249V166L251 167V168H249V166H248ZM10 165V166H9ZM28 165V166H27ZM33 165V166H32ZM58 165H59V167H58ZM66 165H67V168H75L76 167V169H67L66 168ZM68 165H69V167H68ZM77 165H78V167H77ZM135 165V166H134ZM229 165V166H230ZM262 165V166H261ZM16 166V167H15ZM27 166V167H26ZM30 166L32 167V168H30ZM36 168H35V167ZM43 168H42V167ZM46 166H48V167H46ZM60 166H61V168H60ZM96 166V167H95ZM215 166V169H216V167L218 166L219 168L221 167V165H219V163H218V165H217V163L214 165ZM247 166H248V168H247ZM261 166V167H260ZM12 167V168H11ZM33 167L35 168V169H33ZM45 167V168H44ZM53 167V168H52ZM95 167V168H94ZM107 170V169H109L108 171L109 172H111V173H108V171H106L104 168ZM240 167V168H239ZM9 168V169H8ZM18 170H17V169ZM25 168H27V169H29V170H27V169H25ZM40 168H42V169H40ZM47 168H49V169H47ZM54 168H55V170H54ZM56 168H60V171L61 170H63V171H56L57 169ZM89 168V169H88ZM227 168H230V167H227ZM245 168H247V169H245ZM22 169V170H21ZM45 169V170H44ZM52 169H53V171H52ZM88 169V170H87ZM92 169V170H91ZM93 169H94V171H93ZM97 169V172L95 171ZM103 169H104V171H103ZM212 169H214V167H212ZM240 169H241V171H240ZM259 169V170H258ZM20 170V171H19ZM35 170H37L38 171V174L35 172ZM40 170H41V172H40ZM49 170H51V171H49L50 173H48V171ZM78 170V171H77ZM80 170V171H79ZM111 170V171H110ZM225 170H226V172H225ZM256 170H258V171H256ZM7 171H8V174H7ZM32 171V172H31ZM43 171H45V172H43ZM58 172V173H64L65 171V173L64 174H62L61 175V177H60V174H58V175H56V178H55V173L56 172ZM68 171L69 172H71V173H68ZM84 171V172H83ZM93 171V172H92ZM113 171V172H112ZM248 171V172H247ZM36 173V175H33L34 173ZM74 172V173H73ZM104 172V174H101V173H103ZM17 173V174H16ZM31 173H33V174H31ZM41 173V174H40ZM46 173V174H45ZM53 173V174H52ZM73 173V174H72ZM76 173V174H75ZM77 173L79 174V175H77ZM89 173V174H88ZM96 175H95V174ZM99 173H100V175H101V177H100V175H99ZM106 173V174H105ZM114 173L116 174V173H118V176L116 177V175H114ZM121 173V174H120ZM126 175L125 177H124V174ZM178 173V176H177V179H178V177L180 176L181 178H183L182 176H183V174L180 172V171H178L177 172ZM176 173V174H177ZM239 173H241V175H242V177H240L241 179H239L238 177L239 176H241V175H239ZM244 173H245V175H244ZM249 173V174H248ZM260 173H262V174H260ZM22 174V175H21ZM44 174V175H43ZM47 174H49L48 175V177H47ZM51 174V175H50ZM70 174V175H69ZM123 174V175H122ZM227 174L229 175L230 174V176H227ZM252 174V175H251ZM16 175V176H15ZM20 175V176H19ZM26 175V176H25ZM66 175H67V177H66ZM93 175H95L96 176V178H97V180H96V182H95V179L96 178H94L93 177ZM99 175V176H98ZM103 175V176H102ZM104 175H106V177H104ZM109 175H111V178H109L110 176ZM123 177H122V176ZM182 175V176H181ZM260 175H262V176H260ZM28 176V177H27ZM37 176V177H36ZM52 176H54V178L52 177ZM58 176V177H57ZM63 176H64V178H63ZM94 178V180H93V178ZM109 176V177H108ZM224 176V177H223ZM235 176H237V177H235ZM247 176V177H246ZM250 176H252V179H251V177ZM261 178H260V177ZM23 177V178H22ZM30 177V178H29ZM45 179H44V178ZM65 177H66V181L64 180L65 179ZM74 177H75V179H74ZM88 177V178H87ZM91 177V178H90ZM116 177V178H115ZM120 177H122V178H120ZM127 177V178H126ZM179 177V179H181ZM227 177V178H226ZM229 177V178H228ZM232 177L234 178V179H232ZM245 177H246V179H245ZM259 177V180L257 179ZM7 178V179H6ZM10 178V179H9ZM18 178V179H17ZM22 178V179H21ZM33 178H34V181L31 183V179L33 180ZM61 180H60V179ZM63 178V179H62ZM73 178V179H72ZM82 178H84V179H81ZM109 178V179H108ZM114 178V179H113ZM118 178V179H117ZM53 179L54 180H58L59 181V183H58V181L56 182H54L53 181ZM90 179H92V180H90ZM103 179V180H102ZM120 179V180H119ZM193 179V178H192ZM191 179V180H192ZM223 179H225V181L223 180ZM226 179H228V180H226ZM230 179V180H229ZM256 179V180H255ZM261 179H263V180H261ZM15 180V181H14ZM18 180H20V181H18ZM46 183H44L43 181ZM48 180H50V181H48ZM69 180V181H68ZM79 180V181H78ZM86 180V181H85ZM89 180V181H88ZM100 180V182H98ZM104 180H110L109 182H111V183H109V182H106V181H104ZM123 181V182H120V181ZM223 180V181H222ZM233 180H236V181H233ZM240 180H243L242 182H240ZM255 180V181H254ZM260 181V182H258V181ZM9 181V182H8ZM17 181V182H16ZM61 181V182H60ZM63 181H65L64 182V184H63ZM71 181H72V183H71ZM78 181V182H77ZM93 181V182H92ZM115 181H117V182H115ZM125 181V182H124ZM258 182L257 184H258V187L256 186V184H255V182ZM263 181V182H262ZM7 182V183H6ZM20 182V183H19ZM24 182V183H23ZM27 182V183H26ZM48 182V183H47ZM51 182H54V183H51ZM74 182V183H73ZM80 182V183H79ZM89 182V183H88ZM92 182V183H91ZM104 182H105V184H104ZM112 182H113V184H114V182L116 183V184H114V186L116 187H114L113 185H112ZM119 182V183H118ZM230 182H231V184H230ZM238 182V183H237ZM245 182V183H244ZM249 182H251V184L249 183ZM253 182V183H252ZM262 182V183H261ZM43 183V184H42ZM62 184V187H61V185H60V187L58 186V185H56V184ZM77 183V184H76ZM82 183H83V185H82ZM95 183V184H94ZM96 183H97V185H98V183H100L98 186L96 185ZM103 183V184H102ZM107 183H109V184H107ZM117 183L119 184V186L121 187H119L118 185H117ZM123 183V184H122ZM234 183H236V184H234ZM241 183V184H240ZM246 183H248L249 184V186H250V188H252V190H249L248 189V184H246ZM14 184V185H13ZM48 184V185H47ZM53 184H55L56 186H53ZM70 184V185H69ZM72 184H74V185H72ZM83 186H81V185ZM85 184H88V185H85ZM91 184H92V186H91ZM243 184H244V186H246V188H247V191L249 190V192H253V191H255L256 189V191H258V192H253V193H255V194H253V193H248L245 189V187L243 186ZM255 184V185H254ZM17 185V186H16ZM31 185V186H30ZM45 185L48 187V188H46V190L48 189H50V188H52L53 190H54V192L53 193H55V191H56V193H55V195H57V196H55L53 193H52V191L53 190H49V191H47L46 192V190H44L45 188ZM95 185V186H94ZM103 185H106V186H103ZM110 185H112L113 187H111ZM135 185H136V187H140L141 188V190H139L138 188H136L135 187ZM139 185V186H138ZM145 185H146V183H145ZM233 185V186H232ZM234 185H236V186H234ZM239 185V186H238ZM64 186V187H63ZM78 186V188H75V187H77ZM90 187V189H92V190H90L89 189V187ZM97 186V187H96ZM100 186V187H99ZM107 186H109V188L111 189H109V188H107ZM133 186V188L132 189H134V190H132L131 189V187ZM221 188H220V187ZM224 188H223V187ZM259 186H260V189L261 188H263V189H261V190H259ZM26 188V189H24V188ZM55 187H58V188H61L60 190L59 189H57V188H55ZM73 187V188H72ZM80 187V188H79ZM86 187H87V189H86ZM92 187V188H91ZM93 187H95V189L97 190H95V192L93 191L94 189H93ZM99 187V188H98ZM187 187H190V189L189 188H187ZM242 187V188H241ZM254 187V188H253ZM257 187V188H256ZM44 188V189H43ZM64 188V189H63ZM73 190H72V189ZM101 188V189H100ZM106 188V189H105ZM120 189V191H121V189H122V192L120 193V191H119V189ZM223 188V189H222ZM231 188V189H230ZM232 188L234 189V190H232ZM244 188V190H242ZM66 189V190H65ZM77 189V190H76ZM112 189H114V191L115 190H117V192L116 193H118V197H120L119 199H118V197H117V194L114 192V191H112ZM138 189V190H137ZM239 191H238V190ZM253 189H255V190H253ZM42 190V191H41ZM72 190V191H71ZM87 190H90V192H92L91 194H95V195H91L90 194V192L88 191V193H87ZM99 190V191H98ZM108 190V191H107ZM125 190V191H126ZM137 190V191H136ZM188 190V191H187ZM193 190V191H192ZM202 190V191H201ZM203 190H204V193H203ZM63 191V192H62ZM70 191H71V193H70ZM75 191H77V192H75ZM78 191H80V192H78ZM81 191H83L82 193H81ZM101 191V192H100ZM106 191V193H103V192H105ZM109 191H112V193L114 194H112L111 192H109ZM134 191H136L137 193H135ZM139 191V192H138ZM143 191H144V193H145V195H147L146 197H144L145 195H144V193H143ZM178 191H177V195H178ZM189 191H191V193L189 192ZM231 191V192H230ZM244 191V192H243ZM27 192H29V193H27ZM60 192H61V194L62 195H64L65 193L67 194V196H66V194L64 195V196H62L61 194H60ZM65 192V193H64ZM98 192H99V195H100V198H102V199H100L99 198V195H98ZM134 192V193H133ZM176 192V191H175ZM183 192V193H182ZM186 192V193H185ZM218 192H221V193H218ZM229 192V193H228ZM236 192V193H235ZM238 192V193H237ZM240 192H241V194L242 195H240ZM246 194V196L243 194ZM247 192V193H246ZM40 193V194H39ZM41 193H43V194H47L46 195V197H45V195H43L44 196V199H43V196H42V194ZM48 193H51L50 195L48 194ZM75 193V194H74ZM78 194V198H77V194ZM85 193V194H84ZM107 193H109V194H107ZM111 193V194H110ZM140 193V194H139ZM141 193H143L142 195L143 196H141ZM187 193H189L188 195H186ZM205 193H206V195H208L207 196V200H206V195H205ZM216 193H218V195L216 194ZM231 193V194H230ZM234 193V194H233ZM257 193V194H256ZM261 195H260V194ZM19 194V195H18ZM37 194V195H36ZM71 196H70V195ZM88 194H90V196L88 195ZM105 194V195H104ZM226 194V195H225ZM233 194V195H232ZM247 194H250L249 196L247 195ZM252 194V195H251ZM41 195V196H40ZM55 196V200H53V196ZM76 197H75V196ZM87 195H88V197H87ZM101 195H103L102 197H101ZM106 195H108V196H106ZM114 196V198L117 200H115V199H113V196ZM138 195V197H136V196ZM186 195V196H185ZM202 195H204L205 196V199L203 198L204 196H202ZM229 195V196H228ZM231 195V196H230ZM238 195V196H237ZM14 196V197H13ZM31 198H30V197ZM34 198H33V197ZM111 197V199L112 200H114L113 202H111L112 200L111 199H104L105 197ZM140 196V197H139ZM187 196H189V200H188V197ZM194 196V197H193ZM200 196V197H199ZM202 196V197H201ZM216 196H218V197H216ZM224 196V197H223ZM227 196V197H226ZM233 196H234V198H233ZM257 196H259V197H257ZM260 196L262 197V198H260ZM37 197H38V199H37ZM41 197H42V199L44 200V202H43V200H42V204H37V203H39L41 200H39V199H41ZM58 197V198H57ZM62 197V198H61ZM109 197V198H110ZM142 197V198H141ZM187 197V198H186ZM190 197L192 198V199H190ZM223 197V198H222ZM249 197V198H248ZM5 198V199H4ZM33 198V199H32ZM47 198V199H46ZM67 198V199H66ZM91 198H92V201L94 200V198H95V203H94V201H93V204H95L94 205V208L97 210V214H96V210H94V208H93V204L91 205ZM96 198H97V200H96ZM136 198V199H135ZM197 199V202L196 201H194L195 202V204L194 203H190V202H192V200L193 199ZM211 198V199H210ZM213 198V199H212ZM219 198H221L220 199V201L221 202H219L218 201V199ZM245 198V199H244ZM250 198H252V200H250ZM9 199V200H8ZM27 199V200H26ZM32 199V200H31ZM62 199V200H61ZM75 199V200H74ZM82 199V200H81ZM100 199V200H99ZM121 199V200H120ZM141 199V200H140ZM142 199H144V200H142ZM187 199V200H186ZM202 199H203V203L201 202L202 201ZM210 199V200H209ZM223 199V200H222ZM226 199V200H225ZM243 199V200H242ZM249 199V200H248ZM31 200V201H30ZM34 200H38V202H34ZM51 200V201H50ZM90 202H89V201ZM100 202H99V201ZM102 200V201H101ZM106 200H110V202L111 203H113V204H111L109 201H105ZM137 200L139 201L138 203H137ZM181 200V201H180ZM187 201V202H183V201ZM191 200V201H190ZM200 200V201H199ZM212 200V201H211ZM217 200V201H216ZM243 201V203H242V201ZM256 201V202H254V201ZM259 201V205H258V201ZM10 201V202H9ZM47 201V202H46ZM72 201H74L75 203H73ZM82 201L84 202V203H82ZM86 201V202H85ZM134 201H136L135 203H133ZM199 201V202H198ZM209 201H211V202H213V203H211V202H209ZM223 201H224V203H223ZM234 201V202H233ZM248 201H249V203H248ZM27 202V203H26ZM52 204H51V203ZM60 202V203H59ZM72 202V203H71ZM80 202V203H79ZM89 202V203H88ZM98 202V203H97ZM104 202V203H103ZM108 202V203H107ZM181 202V203H180ZM203 204H201V203ZM205 202V203H204ZM216 202V203H215ZM221 203V204H219V203ZM228 202V203H227ZM245 202V203H244ZM252 202V203H251ZM47 203V204H46ZM76 203H78V204H76ZM86 203H87V206H86ZM105 203L106 204H108V205H106L105 206ZM109 203H110V205H112V206H109ZM182 203H184L183 205H185L184 206V208L187 206V204H192V205H190V206H193L194 207V209L191 207L190 209H189V205H188V207H186V210H184L183 209V205H182ZM196 203H200V205H198V207H196L197 205H196ZM208 203V204H207ZM211 205H210V204ZM231 205H230V204ZM236 203V204H235ZM238 203V204H237ZM250 204V205H248V204ZM255 203H256V205H255ZM262 205H261V204ZM35 204V205H34ZM81 204V206L79 207V205ZM84 204H85V207H84ZM89 204V205H88ZM139 205V208L137 207L138 205ZM205 204V205H204ZM228 204V205H227ZM235 204V205H234ZM253 204V206H251ZM6 205H7V208H6ZM38 205V206H37ZM43 205V206H42ZM48 205H50L49 207H48ZM55 205V206H54ZM72 205V206H71ZM76 205V206H75ZM128 205V206H127ZM131 205V206H130ZM133 205V206H132ZM136 205V206H135ZM195 205V206H194ZM209 205V206H208ZM214 205V206H213ZM218 205H220V207L218 206ZM227 205V206H226ZM238 205V206H237ZM239 205H241V206H239ZM255 205V206H254ZM15 206V207H14ZM39 206H40V209H38L39 208ZM45 206V207H44ZM52 206V207H51ZM92 207V208H90L91 210H92V213L94 212L96 215V219H99V222H98V220L96 221L95 220V218L94 217H92V214H91V212L89 211L90 209H89V207ZM96 206V207H95ZM123 206H125V207H123ZM127 206V207H126ZM165 206H166V208H165ZM168 206V207H167ZM175 208H174V207ZM202 208H201V207ZM222 206V207H221ZM227 207V208H223V207ZM229 206H231V207H233V208H231V207H229ZM248 206H250V207H248ZM256 206H260L259 208L258 207H256ZM71 207V208H70ZM104 207H106V208H104ZM116 211V212H114V215L112 214L113 213V209ZM131 207V208H130ZM135 207H137L138 209L136 210V208ZM164 207V208H163ZM171 207H173V209L171 210ZM178 207V211H180L179 213L177 212V210H175L176 208ZM201 208L200 210L198 209V208ZM229 207V208H228ZM247 207V208H246ZM256 207V208H255ZM10 208V209H9ZM41 208H42V213H40V215H39V213H36V211L37 212H41L40 210H41ZM44 208V209H43ZM48 208H49V210H48ZM58 208V209H57ZM65 208V209H64ZM74 208V209H73ZM80 208V209H79ZM82 208V209H81ZM124 208L126 209L125 211H123L124 210ZM211 208H213V209H211ZM222 208V209H221ZM235 208H238V209H235ZM243 208L244 209H246V210H243ZM249 208V209H248ZM254 208V209H253ZM88 209V210H87ZM134 209V210H133ZM170 209V210H169ZM180 209V210H179ZM187 209H189V210H191L190 212H189V210H187ZM192 209H193V211H195V210H197V211H199V212H197V214L195 213H192L193 211H192ZM217 209V210H216ZM226 209H227V212H228V214H226ZM229 209V210H228ZM235 209V210H234ZM251 209V210H250ZM256 209V210H255ZM261 209H262V211H261ZM6 210V211H5ZM29 210V211H28ZM32 210V211H31ZM39 210V211H38ZM47 210V211H46ZM82 210V211H81ZM85 210H87L86 212H84ZM94 210V211H93ZM100 210H102V211H100ZM120 210V211H119ZM136 210V211H135ZM166 210V211H165ZM183 210V211H182ZM215 210L217 211V212H215ZM222 210V211H221ZM253 210V211H252ZM257 210H259V212L257 211ZM47 213H46V212ZM59 211V212H58ZM62 211V212H61ZM73 211V212H72ZM99 211V212H98ZM109 211V212H108ZM124 212V214H123V212ZM133 211H135V212H133ZM175 211H176V214H175ZM186 211L187 212H189V213H186ZM224 211H225V213H224ZM243 211V212H242ZM246 211V212H245ZM5 212H7V213H5ZM33 212V213H32ZM43 212L45 213V215H43V218L42 219H44L46 222H47V228H46V226H45V229H43V231L41 230H37L36 228H43L42 226H44L45 224H46V222L45 221H43L42 219L40 220V217H42V215L41 214H43ZM48 212H50V213H48ZM74 212H75V215H74ZM79 212H80V215H79ZM87 212H90V213H88V214H90L89 215V218H88V215L86 214ZM102 212L104 213L105 212V214L104 215H108V213H109V216L107 217V215H106V217L105 216H103V214H102ZM112 212V213H111ZM127 212V213H126ZM144 212V211H143ZM174 212V213H173ZM182 212V213H181ZM196 212V211H195ZM236 212L238 213L237 215H236ZM252 212V213H251ZM257 212V213H256ZM262 212V213H261ZM35 213H36V216H35ZM52 213V214H51ZM63 213V214H62ZM67 213H69V215L67 214ZM71 213V214H70ZM78 213V214H77ZM86 214V216H87V218H86V216L84 215V214ZM118 213H120V214H118ZM133 213V214H132ZM134 213H135V216H134ZM136 213H137V215H136ZM166 213V214H165ZM185 213V214H184ZM194 214V215H192V214ZM215 213H218V214H215ZM220 213V214H219ZM225 215H224V214ZM234 213V214H233ZM254 213V214H253ZM51 214V215H50ZM84 216V219H83V216ZM102 214V215H101ZM115 214H118V215H120V216H122V215H124L125 216V218H122V217H118V218H115L114 216H115ZM122 214V215H121ZM128 214H130V215H128ZM139 214H140V216H141V218H139L140 216H139ZM173 214V215H172ZM176 216H175V215ZM177 214H179L178 215V218H177ZM182 214V215H181ZM189 214H191V216H192V218H191V216L189 215ZM213 214V215H212ZM262 214V215H261ZM16 215V216H15ZM46 215H48V216H46ZM49 215H50V217H49ZM57 215V216H56ZM71 215V216H70ZM74 215V216H73ZM94 215V214H93ZM111 215H113V218H112V216ZM117 215V216H118ZM185 217H184V216ZM209 215H211V218H210V216ZM221 215H224V216H222L221 217ZM238 216L237 218H235L236 216ZM241 215V216H240ZM245 216V218H244V216ZM256 215V216H255ZM25 216V217H24ZM35 216V217H34ZM52 216H54V217H52ZM62 217V219H61V217ZM68 217V220H67V218L66 217ZM78 216V217H77ZM81 216H82V218H81ZM90 216H91V218H90ZM99 216V217H98ZM116 216V217H117ZM134 216V217H133ZM138 218H137V217ZM148 216V217H147ZM180 216V217H179ZM183 216V217H182ZM194 216H195V221L197 220V222H195L194 221ZM203 216H204V218H205V216H206V220H203L204 218H203ZM214 218H213V217ZM232 218H230V217ZM234 216V217H233ZM259 216V217H258ZM37 217H39V218H37ZM45 217V218H44ZM64 217V218H63ZM101 217H103V219L101 218ZM128 217V218H127ZM135 217H136V219L138 220H135ZM143 217H144V219H143ZM146 217V218H145ZM191 219V220H189V218ZM199 217H201V218H199ZM208 217V218H207ZM217 217V218H216ZM219 217V218H218ZM226 217V218H225ZM243 217V218H242ZM249 217V218H248ZM35 218H37V219H35ZM50 220H49V219ZM52 218V219H51ZM54 218V219H53ZM86 218V219H85ZM94 218V219H93ZM106 218V220H108L109 222H106V220L105 221H103L104 219ZM110 218V219H109ZM121 218H122V220H121ZM181 218V219H180ZM186 218L188 219V220H186ZM197 218V219H196ZM233 218H234V220H233ZM35 221H34V220ZM38 219L40 220V222L38 221ZM59 219H61V221L59 220ZM83 219V220H82ZM90 220L89 221V223H88V221L87 220ZM93 219V220H92ZM114 219V220H113ZM116 219H117V221H116ZM123 219H124V221H123ZM126 219V220H125ZM134 219V220H133ZM142 219V220H141ZM211 219V220H210ZM219 219V220H218ZM224 219V220H223ZM237 219V220H236ZM3 220V221H2ZM5 220V221H4ZM49 220V221H48ZM52 220V222L54 221H56L55 222V224H54V222L51 224V226H49V222ZM64 220V221H63ZM70 220H72V221H70ZM87 222H85V221ZM102 220V221H101ZM116 221L117 223V225L119 226V228L120 227H122V229L120 228V230H122V232L120 233V230H119V228H118V226H115L116 224H115V222H113V221ZM128 220V223H129V220H130V225L126 222ZM146 220V221H145ZM201 220V221H200ZM32 221H34V223L32 222ZM43 221V222H42ZM82 221H83V223H84V225H83V223H82ZM189 221V222H188ZM203 221V222H202ZM206 221V222H205ZM256 221V222H255ZM263 221V222H262ZM29 222V223H28ZM32 222V223H31ZM35 222H36V224H35ZM37 222H38V224H37ZM41 222L42 223H44L42 226H40L39 224H41ZM58 222V223H57ZM62 222H63V224H64V226H63V224H62ZM71 222V223H70ZM102 222V224H103V226H102V224H100ZM104 222V223H103ZM122 222V223H121ZM123 222H124V226L126 225L127 227H124L123 228V226H122V224H123ZM133 222V223H132ZM137 222V223H136ZM156 222H158V223H156ZM171 222H173V221H171ZM211 222H212V224H211ZM236 222H237V224H236ZM31 223V224H30ZM90 223H92V224H90ZM98 223V224H97ZM127 223V224H126ZM187 223V224H186ZM193 223H195V227H194V224ZM206 223V224H205ZM216 223V224H215ZM33 224V225H32ZM57 224H59L58 226H57ZM67 224V225H66ZM68 224H71L70 226L72 227V228H70V226L68 225ZM80 224V225H79ZM83 226H82V225ZM95 224H97V226L95 225ZM99 224H100V227L101 228H99ZM105 224V225H104ZM108 224V225H107ZM111 226H110V225ZM121 224V225H120ZM136 224V225H135ZM146 224V225H145ZM191 224H193V225H191ZM196 224H198V225H196ZM209 224H211L210 225V227H208L209 226ZM227 226H226V225ZM228 224H229V227H228ZM245 224V227L243 226ZM254 226H253V225ZM21 225V226H20ZM32 225V226H31ZM53 225H55V227L53 226ZM61 225V227H59ZM78 225V226H77ZM181 226V228H179L180 226ZM188 225V226H187ZM204 225H206V226H204ZM219 225V226H218ZM236 225V226H235ZM34 226V227H33ZM36 226V227H35ZM68 226H69V228H68ZM82 226V227H81ZM96 226V227H95ZM111 227V229H110V227ZM136 228H135V227ZM138 226V227H137ZM148 226V227H147ZM192 226V227H191ZM212 226H213V228H212ZM235 226V227H234ZM49 227V228H48ZM50 227H51V229H50ZM56 227H57V229H56ZM64 227H65V230H64ZM78 228V229H80V230H78V229H76V228ZM81 227V228H80ZM92 227V228H91ZM107 228V227H109V230L108 229H104V228ZM151 227V228H150ZM163 227V228H162ZM170 227V229H171V231L168 229ZM194 227V228H193ZM217 227V228H216ZM220 227V228H219ZM68 228V229H67ZM96 228H98V229H96ZM104 230H103V229ZM113 228H114V230H116V232L113 230ZM116 228V229H115ZM127 228V229H126ZM154 228V229H153ZM160 229V231L162 232V234L161 233H158V230L157 231H155L156 229ZM179 228V229H178ZM206 228H208V229H206ZM215 228V229H214ZM229 228H231V229H229ZM255 228V229H254ZM34 229V230H33ZM49 229V231L51 232V230L52 229H55V231L54 232H56V234L54 233V232H51L50 233V235L51 236H53V238L55 239V237H54V235H57V237L59 238V240H58V238L56 237V239H55V243L53 242L54 240H52L53 238L51 237V242H49L50 241V237L48 236L49 234H48V232L49 231H47V230ZM74 229V230H73ZM86 229H89V230H86ZM92 229V230H91ZM94 229V230H93ZM129 229V230H128ZM149 229H151L150 231H149ZM164 230V231H162V230ZM197 229V230H196ZM202 229V230H201ZM212 229V230H211ZM226 229V230H225ZM234 229V230H233ZM246 229V230H245ZM253 229V230H252ZM19 230V231H18ZM59 230V231H58ZM61 230V231H60ZM62 230H64L63 232H62ZM73 230V231H72ZM83 230V231H82ZM100 230H102V231H100ZM125 230V231H124ZM133 230V231H132ZM154 230V231H153ZM169 232H167V231ZM173 230V231H172ZM178 230V231H177ZM183 230V231H182ZM190 230H191V232H190ZM204 230H206V231H204ZM209 230H211V231H209ZM227 230H228V232H227ZM242 230H244V231H242ZM259 230V231H258ZM16 231V232H15ZM21 231V232H20ZM38 231H39V235H37L38 234ZM46 231H47V233H46ZM69 231V232H68ZM94 231H95V233H94ZM97 231V232H96ZM144 231V232H143ZM180 231V232H179ZM182 231V232H181ZM186 231H187V233H186ZM197 231H198V233H197ZM204 231V232H203ZM214 231V232H213ZM251 231V232H250ZM254 231V232H253ZM30 232V233H29ZM34 232L35 233H37V234H34ZM45 232L46 234V237L48 236V240H44L43 242L44 243H47V244H43L41 241L43 240V237L45 236H43V233ZM73 232V233H72ZM78 232H80L79 234H78ZM88 232V233H87ZM90 232V233H89ZM91 232H92V234H91ZM113 232H114V234H113ZM118 232V233H117ZM147 232V233H146ZM151 232V233H150ZM164 232V233H163ZM175 232V233H174ZM208 232V233H207ZM212 232H213V234H212ZM223 232V233H222ZM60 233V234H59ZM67 233V234H66ZM70 233V234H69ZM72 233V234H71ZM94 233V234H93ZM97 233H98V235H97ZM102 235H101V234ZM103 233H106V235L105 234H103ZM107 233H109V235L107 234ZM112 233V234H111ZM133 235H132V234ZM166 233H168V234H166ZM179 233V234H178ZM251 233V234H250ZM256 233V234H255ZM1 234H3V235H1ZM41 234V235H40ZM48 234V235H47ZM60 236H59V235ZM62 234V235H61ZM65 234V235H64ZM73 234H75V235H73ZM82 235V238H81V235ZM86 234V235H85ZM96 234V235H95ZM100 234V235H99ZM116 234H119V235H116ZM152 234V235H151ZM166 234V235H165ZM173 234V235H172ZM188 234V235H187ZM200 234V235H199ZM206 234H207V236H206ZM216 234V235H215ZM228 234V235H227ZM231 234V235H230ZM249 234V235H248ZM9 237H8V236ZM63 235L65 236V237H63ZM67 235V236H66ZM68 235H69V238H68ZM80 235V236H79ZM91 235L93 236V239H92V237H91ZM107 235H108V237H107ZM131 235V236H130ZM167 235H169V237L167 236ZM172 235V236H171ZM177 235V236H176ZM189 235H191V236H189ZM194 235H196V236H194ZM199 235V236H198ZM202 235H203V237H202ZM212 235H214V236H212ZM226 235H227V237H226ZM239 235V236H238ZM245 235H247V236H245ZM251 235V236H250ZM261 235V236H260ZM4 236V237H3ZM33 236V237H32ZM41 236H42V238H41ZM62 236V237H61ZM71 236V237H70ZM73 236H75V237H73ZM77 236H79V238H81V239H77L76 240V237ZM83 236L85 237V238H83ZM94 236H95V240H97V242L96 241H92L91 242V240H94ZM114 236V237H113ZM127 236V237H126ZM134 236V237H133ZM154 236V237H153ZM161 236V237H160ZM165 236V237H164ZM168 238H170V239H167V237ZM171 236V237H170ZM175 236V237H174ZM180 236V237H179ZM210 236V237H209ZM216 236V237H215ZM233 236H234V238H233ZM18 237V238H17ZM35 237V238H34ZM44 238V239H47V238ZM60 237H61V239H63V241L60 239ZM72 237H73V239L74 240H72ZM87 237V238H86ZM119 237V238H118ZM125 237V238H124ZM135 237H136V239H135ZM138 237V238H137ZM158 237V238H157ZM174 237V238H173ZM196 237H198V238H196ZM209 237V238H208ZM220 237V238H219ZM231 237V238H230ZM245 237V238H244ZM253 237V238H252ZM4 238V239H3ZM6 238V239H5ZM32 238H34V239H32ZM64 238H66V239H64ZM68 238V239H67ZM99 238V239H98ZM117 238V239H116ZM163 238V239H162ZM175 239V240H172V239ZM196 238V239H195ZM207 238V239H206ZM237 238V239H236ZM250 238V239H249ZM31 239V240H30ZM42 239V240H41ZM70 239V240H69ZM87 239V240H86ZM91 239V240H90ZM125 239H127V240H125ZM162 239V240H161ZM179 240V241H177V240ZM182 239V240H181ZM199 241H198V240ZM204 239V240H203ZM211 239V240H210ZM213 239V240H212ZM241 239V240H240ZM244 239V240H243ZM4 240V241H3ZM72 243V245L70 244V242ZM79 240H81L82 241V245H81V242L79 241ZM89 240V241H88ZM124 240H125V242H124ZM130 240V241H129ZM168 240V241H167ZM170 240H171V242H170ZM246 240V241H245ZM250 240V241H249ZM37 243H36V242ZM38 241H40V242H38ZM75 241H76V243H75ZM79 241V242H78ZM83 241H85V242H83ZM88 241V242H87ZM107 241V242H106ZM126 241H127V244H125L126 243ZM149 241V242H148ZM175 241V242H174ZM201 241V242H200ZM203 241V242H202ZM206 241V242H205ZM228 241V242H227ZM234 241V242H233ZM236 241V242H235ZM241 241V242H240ZM36 244H35V243ZM53 242V243H52ZM62 242H63V244L65 245H63L62 244ZM94 242H96V243H94ZM109 242V243H108ZM135 242V243H134ZM144 242V243H143ZM160 242V243H159ZM176 242H177V245H176ZM178 242H179V244H178ZM186 244H185V243ZM212 244H211V243ZM245 242V243H244ZM77 244V243H79L80 244V246L78 247V244L76 245V246H74V244ZM85 244V246H83L84 244ZM91 243V244H90ZM106 243V244H105ZM159 245H158V244ZM171 243V244H170ZM181 243V244H180ZM198 243V244H197ZM201 243V244H200ZM223 244V246L221 245V244ZM231 243V244H230ZM28 244V245H27ZM43 244V246H41ZM49 244V247H48V249L49 248H51V249H53L54 247H58V248H55V250L53 249V250H49L48 252H47V250L45 251V249L47 248L46 247V245H48ZM50 244H60L61 245V247H60V245L58 246H53V248H52V246L50 245ZM69 244H70V246H69ZM88 244H90L91 245V247L88 245ZM93 244H95V245H93ZM100 244V245H99ZM105 244V245H104ZM153 244L155 245V246H153ZM238 246H237V245ZM240 244V245H239ZM261 244V245H260ZM34 245V246H33ZM40 245V246H39ZM93 245V246H92ZM128 245V246H127ZM148 245V246H147ZM152 245V246H151ZM161 245V246H160ZM164 245V246H163ZM178 245H180V248L178 247ZM210 245V246H209ZM259 245V246H258ZM2 246V247H1ZM3 246H5L4 248H3ZM26 246H28V247H26ZM64 246V247H63ZM69 246V247H68ZM71 246H74L75 247V249L78 251H76L75 249L73 250L72 248L73 247H71ZM96 246V247H95ZM103 246V247H102ZM122 246V247H121ZM131 246V247H130ZM132 246H133V248H132ZM185 246H186V248H185ZM188 246V247H187ZM192 246V247H191ZM212 246V247H211ZM222 246V247H221ZM230 246V247H229ZM233 246V247H232ZM253 246V247H252ZM257 246L259 247V248H257ZM25 247V248H24ZM35 247H37V248H35ZM40 247H41V249H40ZM42 247L43 248H45L44 249V252H45V254H43L44 252H43V250H42ZM61 248V250H60V248ZM71 247V248H70ZM77 247H78V249H77ZM87 247H89V248H87ZM119 247V248H118ZM129 247V248H128ZM143 247V248H142ZM159 247V248H158ZM164 247V248H163ZM175 247V248H174ZM181 247H183L182 249H181ZM236 247H237V249H236ZM238 247H239V249H238ZM249 247H251V248H249ZM255 247V248H254ZM17 248V249H16ZM19 248V249H18ZM31 248V249H30ZM64 248V251L66 252V254H68L67 256H66V254H64V255H62L63 253H65L62 249ZM65 248H69L70 250H71V253H69L70 251H66V249ZM81 248H83V250L84 249H86V250H82ZM95 248V249H97V250H93V249ZM108 248V249H107ZM111 248V249H110ZM176 248H178V249H176ZM191 248V249H190ZM214 248V249H213ZM222 248H224V249H222ZM247 248H249V249H247ZM261 248V249H260ZM91 249V250H90ZM113 249V250H112ZM140 249V250H139ZM184 249L187 251H184ZM188 249V250H187ZM247 249V250H246ZM4 250L7 252H4ZM27 250H28V252H27ZM38 250H41L39 253L37 252ZM84 252V254H88L87 256L85 255V256H83L84 254H82V251ZM88 250H90L89 251V253H88ZM92 250L95 252H92ZM103 250V251H102ZM108 250V251H107ZM115 250V251H114ZM166 250V251H165ZM229 252H231V253H229ZM250 250V251H249ZM17 251V252H16ZM36 253H35V252ZM57 251H58V253H57ZM61 251V252H60ZM63 251V252H62ZM176 253H175V252ZM181 251V252H180ZM186 252V253H184V252ZM245 251V252H244ZM255 251V252H254ZM263 251V252H262ZM25 252V253H24ZM33 252V253H32ZM47 252V253H46ZM51 252V253H50ZM92 252V253H91ZM113 252V253H112ZM129 252H131V253H129ZM189 252H190V254H189ZM242 254H241V253ZM252 252V253H251ZM10 253V254H9ZM30 253H31V255H30ZM36 255H35V254ZM49 253V254H48ZM61 255H60V254ZM98 253V254H97ZM196 253H198V255L196 254ZM29 254V255H28ZM47 254V255H46ZM51 254V255H50ZM58 254V255H57ZM71 254V255H70ZM91 256H90V255ZM105 254V255H104ZM111 254H113V255H111ZM137 254V255H136ZM167 254V255H166ZM176 254H177V256H176ZM186 254V255H185ZM197 256H195V255ZM232 256H230V255ZM238 254V255H237ZM239 254H240V256H239ZM261 254V255H260ZM40 255H45V256H47V258L45 257V256H40ZM54 257H53V256ZM57 255V256H56ZM110 255V256H109ZM130 255V256H129ZM133 255V256H132ZM147 255V256H146ZM202 255V256H201ZM22 256V257H21ZM39 256H40V258H39ZM54 259H51V257ZM62 256H64V258L62 257ZM114 256V257H113ZM117 256V257H116ZM192 256V257H191ZM195 257V259H194V257ZM201 256V257H200ZM216 258H215V257ZM229 256V257H228ZM241 256H242V258H241ZM256 256V257H255ZM18 257V258H17ZM41 257H44V258H42V260H41ZM48 257L50 258V259H48ZM56 257V258H55ZM98 257V258H97ZM120 257V258H119ZM141 257V258H140ZM147 259H146V258ZM186 257V258H185ZM189 257V258H188ZM238 257V258H237ZM246 259H245V258ZM263 257V258H262ZM61 258H63V259H61ZM72 258V259H71ZM89 258V259H88ZM140 258V259H139ZM171 258V259H170ZM217 258H219L218 260H217ZM227 258V259H226ZM258 258H259V260H258ZM44 259V260H43ZM94 259V260H93ZM110 259V260H109ZM119 259V260H118ZM123 259V260H122ZM125 259V260H124ZM150 259V260H149ZM154 259V260H153ZM157 259V260H156ZM188 259H190V260H192V261H187ZM39 260V261H38ZM61 260V261H60ZM81 260V261H80ZM85 260V261H84ZM86 260H88V261H86ZM127 260V261H126ZM133 260V261H132ZM137 260V261H136ZM145 260V261H144ZM173 260V261H172ZM217 260V261H216ZM234 260V261H233ZM47 261V262H46ZM59 261H60V263H59ZM80 261V262H79ZM205 261H208V262H205ZM219 261H221V262H219ZM239 261V262H238ZM246 261V262H245ZM261 261V262H260ZM13 262V263H12ZM39 262V263H38ZM75 262V263H74ZM96 262V263H95ZM119 262V263H118ZM149 262V263H148ZM172 262V263H171ZM188 262V263H187ZM204 262V263H203ZM217 262V263H216ZM223 262V263H222ZM227 262V263H226ZM238 262V263H237ZM253 262V263H252Z\"/></svg>",
  "mask_w": 264,
  "mask_h": 264
}]
</instances>
